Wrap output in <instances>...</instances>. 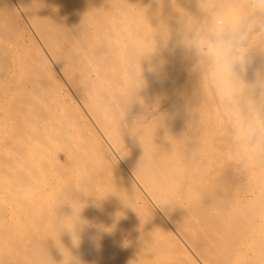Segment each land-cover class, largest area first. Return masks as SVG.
<instances>
[{
	"label": "bare ground",
	"instance_id": "6f19581e",
	"mask_svg": "<svg viewBox=\"0 0 264 264\" xmlns=\"http://www.w3.org/2000/svg\"><path fill=\"white\" fill-rule=\"evenodd\" d=\"M5 4H6V0ZM15 1V6H17L19 12L18 15H22L25 19V21L27 22V27L29 25L32 33L34 34L33 38H36L37 42L39 43V45H36V47H29L26 45H20L19 43H15V40H17L19 34L17 32L16 34V39L12 36V34H15L12 30L5 32L6 34L1 33L2 31V25H1V30H0V65L1 63H11V64H15L16 63V67L19 63V65L27 64V63H31L30 65L33 64V66L35 67V69H37L38 71V77H40L41 79V75L40 72H42L43 74L45 73V79H46V75H48L50 77V79L55 82L57 85H59L60 83H62V81H60V79L58 78L61 77V79L63 80V82L66 83L67 88H69L71 90V94H73V96H71L70 92V96L71 98L69 99L67 96V99L69 100L68 103L64 104V108L65 110L69 111L68 114H70L71 117H76L81 118L82 119V125L85 127V131H86V135L87 138L89 140L88 144H90V147H86L87 148H91V145L93 146L94 149V153H96L95 151H97V153L101 152L103 154V152H105L107 149V153H109V155L111 156V158L115 161V163L117 164L118 162L122 165V167L125 169V171L127 172L128 176L131 178V181L138 185V187H140V190L143 191V193L150 198V200L154 201L157 210L160 212V214L162 215V217H164V222L162 221L159 226H156V228L154 229V236H152L150 238H141V239H136L137 235L135 236V238H126L125 235L123 236L122 233L120 232V230L122 229H118L120 227H118V224L121 222L117 221L120 219H118V211L116 210L115 212H117L118 214H115L114 211L113 213L109 212L110 210L108 209V207L106 208L107 210H109L108 212L105 211V200L107 198L104 197V193L102 194L101 191H97V190H93L94 188V184H95V179L93 185L89 184V186H86L85 181L84 184L85 186L80 188L81 186H83L84 184L81 183L80 187H77V184H75L76 186V191L80 192L78 196L76 192L73 193L74 190V183L72 184L73 186H70L71 181L68 182V179L64 182L62 180V182L65 183V186L68 187H64V183L63 186L61 185V190H65V188H69L68 191L70 190V192H68L67 194H70L69 197L65 194L62 193V196H66L65 199L66 202H64V197H62L61 195H57V197L61 196V199L59 198V200H54L56 197L50 195L53 188L57 191V188H60V185H58V187L56 188V183H62L61 180H59L60 178H58L57 181V177H53L50 178L49 176H47V173H45L46 169L44 170V166H43V161L42 159H40L41 157L39 155H41V153L43 154L44 150L41 151V146H45V138H43L44 135H46L48 137L51 136L50 134V130L48 135L45 133H38L40 130L38 129L36 124H32L31 121H29L27 119V117H29V108H24V106L26 107L27 104H25L24 106H19L18 104H21L19 102H17L16 100V104L13 105L12 107H10L7 111L9 112L8 114H3V108L2 106H0V264H61V261H63V264H264V193H262V191H264V147L256 150V151H249L248 150V144L250 141H255L257 144H264V107L262 108H258L255 111H251L254 112V120L255 123L253 124L252 129H246L247 131L250 130L247 135L245 136V140L243 137V140H241L240 142L242 146H241V150L239 151V154L237 156V154H235V156L237 157V162L239 164H236L235 167H239V173H238V177L236 176V173L233 169V167H230V170L233 169V173H234V177L232 174V178L233 180L230 181L231 184L228 186V183H223V187L222 189H218L215 188H208V189H202L200 186L202 184L199 185V189L201 190H197V186L195 188V185L193 186V181H192V185L195 188L196 191H192V192H188L187 189L184 191L182 186V190L180 191V189H176L172 187L171 188H167L166 187V181L164 178V175L162 174H155L154 171L152 170L151 165H149V158L150 155H155L157 157H151L150 159L153 160V162H157L156 164H154L157 167H161L162 164H164L162 161L161 155L159 156L158 152H153L155 149L152 150V152L150 153L148 149H145L144 152H146V150H148L147 154L150 153L147 157L144 156V154H138L137 156L139 158H137L138 160L136 161V157L135 153L132 155L134 159H129L126 158V161H128V164H124V162L120 159V157L117 154V150H121L122 151V147L120 149H116L115 151L112 149V147L109 145L108 142L112 141L109 139V141L107 142L108 138H110L108 134H111L110 130H113V128L111 127V123L109 124L108 119L106 118V122L109 124H107L106 129L107 131H104L103 129H101V131L104 132H108V138H106V135H103L100 131L99 128H97V126H99L100 124L102 126H100V128L104 127L102 119H99V121L97 120L95 113H97L99 110L105 112L106 110L110 109V105L111 102L114 100L115 98L118 97L120 98L121 96L119 95H123L125 97V95L130 90H126L128 89L125 84L131 83L128 82L127 83V79L129 78H125L126 79V83H124V81L122 82L120 80V68L125 66L122 63H119L118 60L122 58V56L124 57V55L122 53V51H127V49L129 48H123L122 51H120V54H122V56L118 55V46H124L125 43H121L122 40H120V35L118 34L117 31H119V26H120V22H121V18L120 15L123 16L122 17V21H124L125 23L129 22L130 19L132 18V16H134V12H138L141 15H148L149 13H155V14H172L171 16L175 17V15L179 14L181 11V13L184 12V10H188V6L191 4L190 1L191 0H14ZM199 1V0H198ZM203 1V0H201ZM210 1V0H209ZM208 1V2H209ZM192 2V1H191ZM204 2V1H203ZM202 2V3H203ZM211 2V1H210ZM13 3V2H12ZM194 3V1L192 2ZM197 3V2H196ZM201 3V4H202ZM221 3V2H220ZM244 3V2H243ZM199 4V2H198ZM6 8L10 9V5L9 7L7 5H5ZM193 6V5H192ZM197 6V5H196ZM196 6H193V8L195 9ZM220 6V5H219ZM2 7V6H1ZM0 7V9H1ZM14 7V4H13ZM201 7V6H200ZM244 7V6H243ZM12 8V7H11ZM15 8V7H14ZM214 8V7H213ZM227 8V7H226ZM190 9V8H189ZM197 9V8H196ZM195 9V10H196ZM225 9V7L223 8ZM3 10V8L1 9ZM8 10V9H7ZM191 10L192 7H191ZM190 10V11H191ZM199 10V9H198ZM207 10V9H206ZM17 11V9H16ZM205 11V10H204ZM4 11H2L3 13ZM186 12V11H185ZM193 13V11H191ZM1 13V14H2ZM7 13V11H6ZM11 13V11L9 12ZM191 13V14H192ZM204 13V12H203ZM133 14V15H132ZM188 15V13H186ZM186 14H184L186 16ZM18 15L16 14L15 11L12 12V15L10 14V16H12V18L10 17L9 19H13L10 20L12 21L10 24H12L13 26H17L18 22L17 19ZM19 15V16H20ZM150 15V14H149ZM148 15V16H149ZM154 15V14H153ZM157 15V16H158ZM180 15V14H179ZM183 15V16H184ZM3 16V15H2ZM6 16V15H5ZM21 16V17H22ZM137 16V15H136ZM143 16V17H144ZM168 16V15H167ZM195 16V14H194ZM135 17V16H134ZM133 17V19H134ZM149 17H153V16H149ZM156 17V15L154 16ZM153 17V19H154ZM182 16H180L181 18ZM3 18V17H2ZM8 18V17H7ZM146 18V17H144ZM157 18V17H156ZM160 17H158L159 19ZM167 18V17H166ZM169 18V17H168ZM178 17V19H180ZM207 18V16H206ZM1 19V18H0ZM140 18H138L139 20ZM142 19V18H141ZM147 20L149 18H146ZM157 19V20H158ZM174 20L175 23L179 22L181 19H186L181 18L180 20ZM4 20V18L2 19ZM166 20V19H165ZM204 20V19H203ZM14 21V22H13ZM140 21V20H139ZM159 21V20H158ZM170 21V19L168 20ZM166 21V23L168 22ZM173 21V22H174ZM185 20H183L182 22H184ZM198 21V20H197ZM4 22V21H3ZM138 22V21H137ZM144 22V21H143ZM147 22V21H146ZM145 22V23H146ZM172 22V23H173ZM7 23V22H6ZM21 23V22H20ZM126 23V24H127ZM135 23V21H134ZM142 22H139V24ZM157 23V22H154ZM170 23V22H168ZM173 23V25L175 24ZM180 23V22H179ZM178 23V24H179ZM186 23V22H184ZM0 24H1V20H0ZM3 24V23H2ZM24 24V23H23ZM123 24V22H122ZM161 25V23H159ZM171 24V23H170ZM183 24V23H182ZM181 24V25H182ZM189 24V23H188ZM200 24V23H199ZM203 24V23H202ZM207 24V22H206ZM11 25V26H12ZM129 25V24H128ZM133 25V24H132ZM131 25V26H132ZM136 25V24H135ZM171 24V26H173ZM180 25V24H179ZM205 25V23H204ZM4 26V25H3ZM12 26V27H13ZM15 26V28H16ZM130 26V25H129ZM151 26V25H150ZM150 26H148L150 28ZM153 26V25H152ZM151 26V27H152ZM162 26V25H161ZM200 26V25H199ZM206 26V25H205ZM5 27V26H4ZM18 27V26H17ZM21 27V26H20ZM121 27V26H120ZM124 27V25H123ZM136 26H134L135 28ZM147 27V26H145ZM155 27H158V29L160 26H158L156 24ZM14 28V29H15ZM26 28V27H25ZM138 28V27H136ZM153 28V27H152ZM165 28V27H164ZM177 28V27H176ZM175 28V29H176ZM184 28V27H183ZM182 28V30H183ZM203 28H205L203 26ZM23 29V28H22ZM22 29L20 31H22ZM154 29V28H153ZM170 29V28H168ZM179 30V28H177ZM185 29V28H184ZM207 29V28H206ZM205 29V30H206ZM4 30V29H3ZM6 30V29H5ZM4 30V31H5ZM18 30V28H17ZM29 30V28H28ZM127 30V29H125ZM134 30V29H133ZM143 30V28L141 29V31ZM195 30V29H194ZM204 30V31H205ZM31 31H28L31 33ZM124 31V30H123ZM122 31V32H123ZM139 31V30H138ZM145 31H148L145 30ZM160 30H158L157 32L159 33ZM163 32H165L164 30H162ZM168 31V30H167ZM185 32V30H183ZM13 32V33H12ZM25 32V31H24ZM151 32V31H150ZM149 32V34H150ZM181 32V31H180ZM199 32V31H198ZM9 33V34H8ZM11 33V34H10ZM23 33V32H21ZM31 33V34H32ZM161 33V32H160ZM167 33V32H166ZM171 33V32H170ZM25 35V33H23ZM27 34V33H26ZM30 34V35H31ZM32 34V36H33ZM121 34V33H120ZM148 34V33H146ZM195 34V32L193 33ZM6 35V36H5ZM22 35V34H21ZM123 35V34H122ZM129 35V34H128ZM142 35V32H141ZM153 35V34H152ZM156 36H158L157 34H155ZM160 35V34H159ZM164 35V34H163ZM183 35V34H182ZM197 35V34H196ZM23 36V35H22ZM126 36V35H125ZM124 36V37H125ZM149 36V35H148ZM166 36V35H165ZM185 36V35H184ZM14 39H13V38ZM24 37V36H23ZM20 40H22V38ZM123 39V42H125L126 38ZM153 37V36H152ZM161 37V36H160ZM167 37V36H166ZM170 37V36H169ZM172 37V36H171ZM186 37V36H185ZM189 37V36H188ZM20 38V37H19ZM128 38V37H127ZM133 39V37H131ZM143 38V36H142ZM140 37V39H142ZM156 38V37H154ZM153 38V39H154ZM165 38V37H164ZM184 38V37H182ZM24 39V38H23ZM26 40L28 38H25ZM137 39V38H136ZM149 39V38H148ZM158 39V37H157ZM163 39V38H162ZM179 39V38H178ZM170 40V39H169ZM186 40V39H185ZM18 41V40H17ZM24 41V40H23ZM121 41V42H120ZM137 41V40H136ZM146 41V40H145ZM151 41V40H149ZM154 41V40H153ZM159 42V40H157ZM182 41V40H181ZM25 42V41H24ZM36 42V43H37ZM139 42V41H137ZM143 42V41H142ZM156 42V41H155ZM168 42V41H167ZM179 42V41H178ZM192 42V41H191ZM264 42V41H262ZM22 43V41H21ZM37 43V44H38ZM119 43H121L119 45ZM127 44H129V42H126ZM131 43V42H130ZM172 43V42H171ZM183 43V42H182ZM193 43V42H192ZM255 43V42H254ZM24 44V43H23ZM143 44H145L143 42ZM142 44V45H143ZM149 44V43H148ZM151 44V43H150ZM156 44V43H155ZM159 44V43H158ZM168 44V43H167ZM131 45V44H129ZM133 45V43H132ZM137 45V44H136ZM152 45V44H151ZM257 45V44H256ZM128 46V45H127ZM145 46V45H144ZM147 46V45H146ZM150 46V45H149ZM165 46V45H164ZM169 46V45H168ZM125 47V46H124ZM136 47V46H135ZM142 47V46H141ZM141 47H137L139 49H143ZM148 47V46H147ZM152 50H155L152 48V46H150ZM154 47V46H153ZM171 48V46H169ZM174 46H172L173 48ZM258 47V46H257ZM121 47H119L120 49ZM133 47H130V49ZM261 48V47H260ZM122 49V48H121ZM125 49V50H124ZM129 49V50H130ZM138 49V51H139ZM183 49V48H182ZM255 49V48H254ZM259 49V48H258ZM133 50V49H132ZM147 49H143V51H145ZM151 50V51H152ZM168 50V52H171V50L169 51V48L166 49ZM178 50V49H177ZM253 50V49H252ZM261 50V49H260ZM137 50L135 49V54ZM143 51H139V52H143ZM150 51V50H149ZM163 51V50H162ZM175 51V50H172ZM257 51V50H256ZM255 51V52H256ZM138 52V56H142L139 55ZM154 52V51H153ZM157 52V51H156ZM182 52H184L182 50ZM258 52V51H257ZM261 52V51H260ZM130 53V51H129ZM176 53L173 52L172 54ZM195 53V52H194ZM253 53V52H252ZM128 54V52H127ZM126 54V55H127ZM132 54V53H131ZM148 54V53H147ZM167 54V53H166ZM177 54V53H176ZM261 54V53H260ZM130 55V54H128ZM127 55V56H128ZM134 55V54H133ZM146 55V54H145ZM144 55V57H145ZM152 55H154L152 53ZM151 55V56H152ZM155 55H158V53ZM161 55V54H160ZM169 55V54H168ZM167 55V56H168ZM186 55V54H185ZM195 55V54H194ZM125 56L123 58V62H125L127 64L126 61V57ZM165 56V55H164ZM178 56V55H177ZM180 56V55H179ZM183 56V55H182ZM188 56V55H187ZM261 56V55H259ZM155 57V56H154ZM158 57V56H157ZM163 57V56H161ZM169 57V56H168ZM170 57H172V55H170ZM169 57V58H170ZM185 57V56H184ZM184 57H182L184 59ZM119 58V59H118ZM129 58V57H128ZM150 58V57H149ZM152 58V57H151ZM150 58V59H151ZM177 58V57H176ZM175 58V61H177ZM192 58V57H191ZM261 58L264 57H257L256 59L261 60ZM156 59V58H155ZM155 59H151L155 61ZM179 59V57L177 58ZM135 60V59H133ZM132 60V61H133ZM137 60V59H136ZM142 60V58H141ZM159 60V59H158ZM173 60V59H172ZM193 60V59H192ZM203 60V59H202ZM254 61V63L252 64V66L250 67L253 71L257 68H264V61L260 62V61ZM144 61H146V58L144 59ZM150 61V60H149ZM186 61V60H185ZM122 62V61H121ZM129 62V61H128ZM141 62V61H140ZM172 62V61H171ZM199 62V60H198ZM204 62V61H203ZM206 62V61H205ZM22 63V64H21ZM142 63V62H141ZM177 63H179L177 61ZM182 63V61H181ZM201 63V62H200ZM119 64L121 66H119ZM132 64V63H130ZM129 64V69L130 67L132 68L133 66ZM203 64V63H202ZM199 64V65H202ZM5 65V64H4ZM3 65V66H4ZM144 66V64H142ZM164 65V64H161ZM178 65V64H177ZM175 63L172 65V70H173V66H177ZM181 65V64H180ZM179 65V66H180ZM187 65V63H186ZM196 64H194L195 66ZM2 66V65H1ZM2 66V67H3ZM8 66V65H7ZM13 66V65H12ZM11 66V67H12ZM23 66V65H22ZM166 66V65H165ZM189 66V65H188ZM205 66V64H204ZM10 67V66H9ZM28 67V66H26ZM30 67V66H29ZM32 67V66H31ZM140 67V66H139ZM170 67V66H168ZM201 67V66H200ZM207 67V66H205ZM1 68V67H0ZM8 67H5V70H2L3 68H1L0 70V87L5 86V84L9 81H11L15 75H19L18 72L21 75H25L26 71H28L27 69H22L20 68V66L17 68H12V70L10 71L9 68L6 69ZM127 67L125 66V68H121L122 69H126ZM142 68V66L140 67ZM156 68V67H155ZM163 68V67H162ZM161 68V69H162ZM165 68V67H164ZM181 68V67H179ZM199 68V67H198ZM210 68V67H209ZM33 69V68H30ZM34 69V70H35ZM143 69V68H142ZM169 69V68H168ZM195 69V68H194ZM202 68H200L201 70ZM206 69V68H204ZM25 70V71H24ZM56 70V71H54ZM131 70V69H130ZM133 70V68H132ZM150 70V69H149ZM164 70V69H163ZM171 69H169L168 71L170 72ZM178 70V68H177ZM176 70V71H177ZM212 70V69H211ZM251 70V71H252ZM24 71V74H23ZM125 71V70H124ZM123 71V73H124ZM128 71V70H126ZM144 72V70H142ZM157 71V70H155ZM191 71V70H189ZM193 71V70H192ZM252 71V72H253ZM4 72V73H3ZM33 71H30V74ZM35 72V71H34ZM58 72V76L56 75V73ZM132 72V71H131ZM134 72V70H133ZM138 72H141V70L139 69ZM153 72V71H152ZM150 72V73H152ZM205 72V71H204ZM214 72V71H213ZM210 72V73H213ZM249 72V70H248ZM28 73V72H27ZM149 73V74H150ZM166 73V71H165ZM168 73V72H167ZM166 73V74H167ZM178 73V72H177ZM189 73V72H187ZM207 73V72H206ZM250 73V72H249ZM29 74V73H28ZM27 74V75H28ZM34 74V73H32ZM125 74H127V76H131L129 73L125 72ZM124 74V75H125ZM129 74V75H128ZM153 74V73H152ZM159 74V73H158ZM157 74V75H158ZM161 74V72H160ZM159 74V75H160ZM195 74V73H194ZM205 74V73H203ZM202 74V75H203ZM17 75V76H18ZM20 75V77H22ZM36 75V73L34 74ZM134 75L135 74L134 72ZM156 75V73H155ZM169 75V73H168ZM189 75V74H188ZM196 75V74H195ZM201 75V74H200ZM217 75V74H216ZM251 75V78H253V73L249 74ZM43 76V75H42ZM170 76H172L170 74ZM209 76V75H208ZM213 79L215 80V75H213ZM25 76H23L24 78ZM32 77L30 75L27 76V78ZM125 77V76H123ZM133 77V76H131ZM158 77V76H157ZM155 77V78H157ZM173 77V76H172ZM18 78V77H17ZM16 78V79H17ZM159 78V77H158ZM171 78V77H170ZM185 78V77H184ZM201 78V77H200ZM203 78V77H202ZM206 78V77H204ZM211 78V77H210ZM221 78V77H219ZM22 79V78H21ZM20 79H18L19 83L15 82V86L16 84H20V82L22 81ZM27 81L30 80H34V78H30L26 79V77L24 78ZM23 79V82H24ZM36 79V76H35ZM44 79V78H43ZM49 79V80H50ZM133 79H137V76ZM140 79V78H139ZM161 79V78H160ZM163 79V78H162ZM161 79V80H162ZM190 79V78H189ZM209 79V78H208ZM218 79V78H217ZM247 79V78H246ZM42 80V79H41ZM40 80V82H41ZM48 80V79H47ZM129 79V81H132V85L133 83L136 81ZM160 80V81H161ZM171 81V79H169ZM183 80V79H182ZM249 80V79H248ZM13 81V80H12ZM17 81V80H16ZM25 81V84H27ZM39 81V80H38ZM44 81V80H43ZM139 81V80H138ZM157 81V80H156ZM201 81V80H199ZM198 81V82H199ZM211 81H209L208 83H210ZM31 82V81H30ZM39 82V83H40ZM45 82V81H44ZM86 82V83H85ZM87 82L90 84L91 83H95V88L90 87L93 84H87ZM151 82V81H149ZM189 82V81H188ZM207 82V81H206ZM218 82V81H216ZM34 83V82H33ZM36 83V80H35ZM48 84H50L49 82H47ZM54 83V85H55ZM124 83V84H123ZM139 83V82H137ZM202 83V82H201ZM205 83V82H204ZM203 83V84H204ZM222 83V81H221ZM220 83V84H221ZM24 85V83H21V85ZM63 84V83H62ZM151 84V83H150ZM154 84V82L152 83V85ZM187 84V81H186ZM190 84V83H189ZM195 84V83H194ZM197 84V83H196ZM200 84V83H199ZM201 84V85H203ZM217 84V83H216ZM219 84V86H220ZM39 85V84H38ZM43 85V83H42ZM57 85L56 88H54L57 92ZM61 85V84H60ZM130 85V84H129ZM135 85V84H134ZM137 85V84H136ZM135 85V86H136ZM141 85V84H139ZM163 85V84H162ZM168 85V84H167ZM205 85V84H204ZM213 85V84H212ZM222 85V84H221ZM225 85V83H224ZM223 85V86H224ZM12 86V85H10ZM14 89H17L18 87ZM47 86V85H45ZM49 86V85H48ZM52 86V85H51ZM65 86V85H64ZM89 86V87H88ZM124 86L126 87V89L124 88ZM143 86V85H141ZM146 86V85H145ZM156 86V85H155ZM164 86V85H163ZM189 86V85H188ZM210 86V84L208 85ZM207 86V88H208ZM222 86V87H223ZM1 87V88H2ZM30 87H32L30 85ZM39 87V86H38ZM53 87V86H52ZM55 87V86H54ZM59 87V86H58ZM94 88L93 91L96 90H100L104 92V95L102 94H95L97 96V98H100L102 96V99L105 101H101L96 99V96H93V100H90L91 93H89L90 95H88L86 97V92L88 93L89 91L86 90V88ZM123 87V90L125 89V92L122 90L120 92V88ZM140 87V86H139ZM173 87V86H172ZM187 87V86H186ZM191 87V86H190ZM193 87V86H192ZM22 88V87H21ZM23 88L25 89V85L23 86ZM22 88V89H23ZM33 88H35L33 86ZM31 88V90L33 89ZM44 88V86H43ZM59 88H64L59 87ZM136 88V87H135ZM153 88V87H151ZM156 88H158L156 86ZM205 88V89H207ZM19 89V88H18ZM52 89V88H51ZM65 89V88H64ZM68 89V90H69ZM147 89V88H146ZM161 89V88H160ZM160 89L158 88L157 90L160 91ZM184 89V88H183ZM189 89V88H188ZM187 89V93H189L190 91ZM192 89V88H191ZM213 89V88H212ZM215 92H216V88ZM223 89V88H222ZM3 90V89H2ZM12 90V91H13ZM26 90V89H25ZM24 90V91H25ZM30 90V89H28ZM35 90V89H34ZM41 90V89H40ZM47 90V89H46ZM67 90V89H66ZM135 89H131V91H133ZM144 90V89H142ZM173 89H171L170 91H172ZM209 90V89H208ZM211 90V89H210ZM218 91L220 89H217ZM18 91V90H17ZM22 91V90H21ZM20 91V92H21ZM38 91V90H37ZM50 91V90H49ZM48 91V93H49ZM100 91L98 93H100ZM119 91V92H118ZM137 91V92H135ZM134 92H131V95L129 96L127 94V97H133L132 99H134L133 101L130 100L136 105L138 103V101L135 102V98L132 94L135 93H139L136 88ZM146 91V90H144ZM149 91V90H148ZM148 91L146 93H148ZM158 91V92H159ZM167 91V90H166ZM182 90H180L181 92ZM193 91V90H192ZM5 92V91H4ZM9 92V91H8ZM31 92V91H30ZM44 92V91H43ZM55 92V93H56ZM60 92V91H59ZM58 92V93H59ZM118 92V96H116ZM125 93V94H121V93ZM151 92V91H150ZM153 92V91H152ZM214 92V91H213ZM220 92V91H219ZM26 93V94H25ZM25 95L27 96V91H25ZM39 93V92H38ZM45 93V92H44ZM57 93V95H58ZM64 93V92H63ZM68 93V92H67ZM155 93V92H154ZM184 93V92H183ZM194 93V92H192ZM198 93V92H197ZM196 93V94H197ZM3 94V93H1ZM0 94V95H1ZM10 94V93H8ZM21 94V93H20ZM18 92V95H20ZM30 94V93H29ZM53 94V93H51ZM62 94V93H61ZM106 94V95H105ZM141 92L139 93V95L135 94V97H139ZM163 94V92L161 93ZM186 94V93H185ZM207 94H209L207 92ZM221 94V93H220ZM7 95V94H6ZM13 95V94H12ZM11 95V96H12ZM93 95V94H92ZM150 95V94H147ZM170 95V94H169ZM179 95V94H178ZM189 95V94H188ZM205 95V94H204ZM217 95V94H215ZM262 95V93H261ZM9 96V95H8ZM34 96V95H33ZM36 96V95H35ZM55 96V95H54ZM61 96V95H60ZM116 96V97H115ZM122 96V97H123ZM154 96L157 97L156 94H154ZM181 96V95H180ZM196 97L199 96L195 95ZM208 96V95H207ZM14 97H17V93L16 96L14 95ZM20 97V96H19ZM29 98V96H27ZM39 97V96H38ZM46 97V96H45ZM59 97V95L57 96ZM66 97V95H65ZM64 97V98H65ZM74 97V99L72 98ZM106 97V98H105ZM120 98V102L121 104H118L116 107L119 109H121L123 107V112L124 109L127 107L126 105L122 106V104H125L124 101H127L126 103H128V100ZM152 98V95L150 96ZM185 98V96H183ZM183 97H180L183 99ZM201 97V96H200ZM210 97V95H209ZM208 97V99H209ZM214 97V96H213ZM212 97V98H213ZM250 97V96H249ZM8 98V97H7ZM55 98V97H53ZM86 98H88L86 100ZM105 98V99H104ZM143 98V96H142ZM187 98V97H186ZM211 98V100H212ZM215 96V100L222 98L221 96L218 97ZM253 98V97H252ZM257 98V97H254ZM262 98V97H261ZM30 99V98H29ZM34 99H38V98H34ZM40 99V98H39ZM38 99V101H39ZM52 99V98H50ZM49 99V100H50ZM59 99V98H58ZM61 99V98H60ZM113 99V100H112ZM123 99V100H122ZM139 99V98H137ZM136 99V100H137ZM158 99V97H157ZM260 99V98H258ZM33 100V99H31ZM48 100V99H47ZM48 100V101H49ZM54 100V99H52ZM63 100V99H62ZM75 100V101H74ZM116 100H118L116 98ZM122 100V101H121ZM129 100V101H130ZM140 100V99H139ZM144 100V99H143ZM222 100V99H220ZM219 100V102H220ZM245 100V99H244ZM248 100V98H247ZM246 100V101H247ZM256 100V99H255ZM2 101V100H1ZM0 103L1 104H5V99ZM6 101H8L6 99ZM10 101V100H9ZM51 101V100H50ZM56 101V100H55ZM61 101V100H60ZM64 101V100H63ZM62 101V102H63ZM67 101V100H66ZM92 103H89V102ZM99 105L101 102V107L96 105H92L94 103H98ZM146 101V100H145ZM151 100L149 99V102ZM153 101V99H152ZM195 101V100H194ZM201 101V100H200ZM213 101V100H212ZM242 101V100H241ZM264 101V100H262ZM259 102V103H262ZM26 102V101H25ZM30 102V101H28ZM34 102V100H33ZM37 102V101H36ZM44 102H46L44 100ZM53 102V101H52ZM61 102L60 106L63 105V103ZM65 102V101H64ZM119 102V103H120ZM132 106L129 107L130 104H128V108L126 113L128 112V109H135V105L132 104ZM185 102V101H184ZM202 102V101H201ZM209 103L207 104H212L213 103L211 101H208ZM222 102V101H221ZM244 102V101H242ZM257 102V100H256ZM7 103V102H6ZM48 104V102H46ZM57 103V102H56ZM142 103V102H141ZM145 102L143 101L142 104H144ZM180 103V100H179ZM241 103V102H240ZM0 104V105H1ZM11 104V103H9ZM14 104V103H13ZM35 104V103H34ZM37 104V103H36ZM50 104V102H49ZM55 104V103H54ZM116 104V102H115ZM171 104V103H170ZM181 104H183L181 102ZM218 104V103H217ZM216 104V105H217ZM220 104V103H219ZM254 104V103H253ZM22 105V104H21ZM29 105V104H28ZM40 105V104H39ZM43 105V104H42ZM53 105V104H52ZM66 105V107H65ZM134 105V106H133ZM140 105V104H139ZM145 105V104H144ZM150 105V104H149ZM196 105V104H195ZM193 105V107L196 108V106ZM200 105V104H199ZM206 105V104H205ZM215 105V106H216ZM222 105V103H221ZM226 105V104H225ZM241 105H244L241 104ZM260 105V104H259ZM32 106V105H29ZM27 106V107H29ZM37 106V105H36ZM48 106V105H47ZM141 106V105H140ZM139 106V107H140ZM198 106V105H197ZM214 106V107H215ZM218 106V105H217ZM249 106V105H248ZM252 106V105H251ZM262 106V105H261ZM35 106H32V109H34ZM53 107V106H52ZM55 107V105H54ZM53 107V108H54ZM80 107L84 113L86 117H83L80 112H79V108ZM133 107V108H132ZM138 107V106H137ZM173 107V106H170ZM170 107L168 109H170ZM175 107V106H174ZM207 107V106H206ZM223 107V106H222ZM220 107V108H222ZM240 107V106H239ZM8 108V107H7ZM31 108V107H30ZM176 111L178 110L177 107ZM175 108H171V109H175ZM190 108V107H189ZM210 108V106H209ZM217 108V107H216ZM215 108V109H216ZM225 108V106H224ZM227 108V107H226ZM242 108H245L242 106ZM250 108V107H249ZM42 109V108H41ZM40 109V110H41ZM45 109V108H44ZM50 109V108H49ZM55 109V108H54ZM130 109V110H131ZM141 109V108H140ZM153 109V108H152ZM183 109V106H182ZM252 109V107H251ZM6 107H5V111H6ZM39 110V109H38ZM37 110V111H38ZM64 109H61V111ZM98 110V111H97ZM115 112H120L121 110H117L114 109ZM126 110V109H125ZM136 110V109H135ZM166 110V109H165ZM164 110V111H165ZM199 110V109H197ZM196 110V111H197ZM227 110V109H225ZM243 110V109H240ZM32 111V110H31ZM35 111V110H34ZM36 111V112H37ZM43 111V109H42ZM53 111V110H52ZM101 111V112H102ZM109 111V110H108ZM139 111V110H138ZM206 111V110H205ZM209 111H211L209 109ZM219 111V110H218ZM217 111V113H218ZM40 112V111H39ZM48 112V111H47ZM50 112V110H49ZM48 112V113H49ZM100 112V113H101ZM103 112L101 113L103 115ZM122 112V115H123ZM131 112V111H129ZM149 112V111H148ZM180 112V111H179ZM223 112V109H222ZM35 113V112H34ZM124 113L126 116L129 114ZM172 113V111H171ZM220 113V112H219ZM245 113V111L243 112ZM248 113V111H247ZM250 113V112H249ZM32 114V113H31ZM58 115V113H56ZM60 114V113H59ZM66 114V113H65ZM118 114V113H116ZM167 114V112H166ZM165 114V115H166ZM170 114V113H169ZM168 114V117H170L171 115ZM179 114V113H178ZM182 115L184 113H181ZM188 114V113H187ZM211 114V113H210ZM209 114V116H211ZM214 114V113H213ZM212 114V115H213ZM221 114V113H220ZM47 115V114H46ZM51 115V114H50ZM53 115V114H52ZM64 115V113H63ZM61 115V117L63 116ZM98 115V114H97ZM106 115V116H105ZM105 117L108 116V114H106L105 112ZM109 115H111V111H109ZM120 115V114H119ZM177 115V114H176ZM180 115V117L182 116ZM227 115V114H226ZM230 115V114H229ZM240 115H243L242 113ZM251 115V114H250ZM247 115L249 117L252 118V116ZM253 115V114H252ZM143 116V115H142ZM141 116V117H142ZM152 116V114H151ZM162 116V115H161ZM164 116V115H163ZM167 116V115H166ZM185 116V115H184ZM183 116V119H184ZM206 116V115H205ZM231 116V115H230ZM245 115V117H247ZM35 117V116H34ZM32 116V118H34ZM42 117V116H40ZM60 117V116H57ZM66 117V115L64 116ZM62 117V118H64ZM102 116L98 117L101 118ZM116 117V116H115ZM114 117V118H115ZM128 117V116H127ZM139 118V116H137ZM167 117V118H168ZM173 117V116H171ZM177 117V116H176ZM213 117V116H212ZM216 117V116H215ZM223 117V115H222ZM43 118V117H42ZM49 118V117H48ZM51 118V117H50ZM108 118H110V116H108ZM112 118V117H111ZM145 118V116H144ZM158 118V117H157ZM174 118V117H173ZM187 118V116H186ZM197 118V117H195ZM225 118V116H224ZM244 118V117H243ZM39 119V118H38ZM37 119V120H38ZM53 119V118H52ZM56 119V118H55ZM59 119V118H58ZM65 119V118H64ZM68 119V117H67ZM66 119V120H67ZM105 118L103 117V120ZM119 119V118H118ZM128 121L130 119L126 118ZM140 119V118H139ZM177 119V118H176ZM189 118H187L184 121V125L185 123H189ZM200 119V118H199ZM209 119V118H208ZM212 119V118H211ZM217 119V117H216ZM213 118V120H216ZM220 119V118H219ZM25 120V121H24ZM34 120V119H33ZM32 120V121H33ZM65 120V121H66ZM73 119H71L72 121ZM76 120V118H75ZM79 120V119H78ZM101 120V121H100ZM112 120V125H113V120L115 119H111ZM124 120V119H123ZM143 120V119H142ZM159 122H161V119H157ZM166 121V119H163ZM163 120L161 122V124H163ZM170 119H167L166 123H168ZM175 121V119H173ZM188 120V121H187ZM204 120V119H203ZM227 120V119H225ZM231 120V119H230ZM246 120V119H245ZM251 120V119H249ZM248 120V121H249ZM53 121V120H51ZM63 121V120H62ZM64 121V122H65ZM173 121V122H174ZM187 121V122H186ZM211 125L212 121L208 120ZM233 121V120H232ZM247 121V122H248ZM35 122V121H34ZM50 122V119H49ZM70 122V121H69ZM73 122V121H72ZM101 122V123H100ZM105 122V121H104ZM119 122V121H118ZM131 122L130 124L133 123V121H129ZM143 122L144 126L147 122V116L146 119ZM141 122H134L132 125H136L139 124ZM181 123L178 122V124H175L176 126L180 125L179 127L183 125L182 120H180ZM194 122V121H193ZM217 122V121H215ZM213 122V123H215ZM228 122V121H227ZM234 122V121H233ZM44 123V120L43 122ZM48 123V122H47ZM52 123V122H51ZM57 124V122H55ZM60 123V122H59ZM58 123V125H59ZM81 123V122H80ZM115 123V122H114ZM121 123V122H120ZM128 123V122H127ZM150 123V122H149ZM165 123V122H164ZM165 123V124H166ZM191 123V122H190ZM189 123V124H190ZM212 123V127L214 126ZM232 123V122H231ZM250 123V122H249ZM49 124V123H48ZM62 124V123H61ZM77 124V122L75 123ZM129 124V123H128ZM129 124V126H130ZM205 124V123H204ZM219 124V123H218ZM223 124V122H222ZM46 125V124H45ZM57 125V127H58ZM64 125V123H63ZM81 125V124H79ZM106 125V123H105ZM121 126V124H118ZM124 125V124H123ZM132 125L130 126V129H133L135 127V125L132 127ZM167 125V124H166ZM166 125H164V127H166ZM170 122H169V124ZM173 125V123H172ZM221 125V124H220ZM231 125V124H230ZM234 125V124H233ZM232 125V126H233ZM43 126V125H42ZM41 126V127H42ZM53 126V125H52ZM51 126V127H52ZM56 126V125H55ZM64 126H68V125H64ZM73 126V125H72ZM93 126V128H92ZM142 126V127H144ZM174 126V125H173ZM177 126V127H178ZM189 126V125H188ZM205 125H203L204 127ZM223 128H226L227 125H221ZM229 126V125H228ZM229 127V128H232ZM249 126V125H248ZM50 127V126H49ZM60 127V126H59ZM76 128L78 126H75ZM111 127V128H109ZM132 127V128H131ZM141 127V128H142ZM178 127V128H179ZM187 127V125H186ZM185 127V128H186ZM196 127V126H195ZM194 127V128H195ZM212 127H208L210 129H212ZM234 129L236 130V126H233ZM246 127V126H245ZM44 131L48 127H43ZM73 128V127H72ZM80 128V127H79ZM78 128V129H79ZM116 128V127H114ZM140 128V129H141ZM159 128V127H158ZM167 128V127H166ZM169 128V126H168ZM174 128V131H178V129L176 127H172ZM171 128V129H172ZM176 128V129H175ZM184 128V127H183ZM191 128V127H190ZM193 128V127H192ZM191 128V129H192ZM197 128V127H196ZM202 129V127H200ZM251 128V127H250ZM53 129V128H52ZM60 129V128H59ZM64 129V128H63ZM84 129V128H83ZM117 129V128H116ZM119 129V127H118ZM122 129V128H120ZM129 129V130H130ZM135 129V128H134ZM140 129H137L136 126V131H134V137H136L137 139H139V135L141 132ZM145 129V128H144ZM156 129V128H154ZM160 129V128H159ZM180 129V130H181ZM204 129V128H203ZM206 129V128H205ZM34 130H38L37 133L34 135L33 131ZM74 130V129H73ZM80 130V129H79ZM157 130V129H156ZM155 130V131H156ZM164 130V129H163ZM162 130V133L164 134V136L166 135V133ZM169 130V132H171L170 128L167 129V131ZM184 130V129H183ZM188 130V129H187ZM185 129V131H187ZM190 130V129H189ZM217 130V129H216ZM227 130V128L225 129V131ZM244 129V131H246ZM32 131V132H31ZM45 131V132H46ZM76 131V130H75ZM84 131V130H82ZM81 131V132H82ZM115 133L117 130H113ZM112 131V132H113ZM123 131V130H122ZM125 131V130H124ZM144 131V130H142ZM191 131V130H190ZM221 131V128H220ZM42 132V131H40ZM54 132V131H53ZM52 132V133H53ZM57 132V131H55ZM63 132V130L61 131ZM70 132H72L70 130ZM68 131V133H70ZM78 132V131H77ZM113 132V133H114ZM129 132V131H128ZM131 132V131H130ZM149 132V131H148ZM147 132V133H148ZM152 132V131H151ZM149 132V133H151ZM183 132V131H182ZM192 132V131H191ZM196 132V130H195ZM207 132V131H206ZM210 132V131H209ZM214 132V131H213ZM216 132V131H215ZM231 132V131H230ZM237 132V131H235ZM66 135V131L64 132ZM67 133V134H68ZM75 133V132H74ZM84 133V132H83ZM160 133V131H159ZM160 133V134H162ZM180 133V131H179ZM199 133H201L199 131ZM218 133V132H217ZM226 133V132H225ZM231 133H234L233 131ZM253 133H255V135L253 136ZM61 134V136H62ZM78 134V133H77ZM76 134V135H77ZM118 134V133H116ZM121 134V133H120ZM124 134V133H123ZM128 134V133H127ZM146 134V133H145ZM144 133L142 135H145ZM152 134V133H151ZM173 133H170V135ZM177 134V133H176ZM185 134V133H183ZM189 134V133H188ZM214 134V133H211ZM223 134V133H222ZM237 133H235L236 135ZM58 135V134H57ZM71 135V134H70ZM72 135H74L72 133ZM82 135V134H81ZM85 135V134H84ZM125 135V134H124ZM153 135L154 131H153ZM158 135V134H157ZM168 135V134H167ZM166 135V136H167ZM169 135V136H170ZM175 135V134H174ZM172 135V136H174ZM190 135V134H189ZM193 135V134H192ZM198 135V132L196 133V136ZM221 136V134H218ZM224 135V134H223ZM100 136L103 138V141L100 140ZM131 136V135H130ZM146 136H149L148 134H146ZM144 136V137H146ZM181 136V135H180ZM185 136V135H184ZM201 136V135H200ZM211 136V135H210ZM209 136V137H210ZM233 136V135H232ZM230 134L231 139L233 138ZM55 137H57L55 135ZM60 137V136H59ZM72 137V136H71ZM84 137V136H81ZM142 137V136H141ZM168 137V136H167ZM177 137V136H176ZM194 137V136H193ZM214 137V136H213ZM229 137V141H233L230 140ZM236 137V136H235ZM234 137V138H235ZM65 138V137H64ZM67 138V136H66ZM73 138V137H72ZM77 138V137H75ZM101 138V139H102ZM112 138V137H111ZM148 138V137H147ZM156 138V136H155ZM163 137H161L162 140ZM174 138V137H173ZM200 138V137H199ZM198 138V139H199ZM206 138V137H205ZM211 138V137H210ZM49 139V138H46ZM56 139V138H55ZM60 139V138H59ZM58 139V140H59ZM62 139V138H61ZM60 139V140H61ZM113 139V138H112ZM130 139V138H129ZM169 139V138H168ZM171 139V137H170ZM175 139V138H174ZM219 139V138H218ZM50 140V139H49ZM52 140V139H51ZM71 140V139H70ZM116 139H114L115 141ZM120 140V139H119ZM128 140V139H127ZM132 140V139H131ZM130 140V141H131ZM144 140V138H143ZM158 140V139H157ZM160 140V139H159ZM208 140V138H207ZM211 140V139H210ZM216 140V139H215ZM226 140V139H225ZM237 139L234 140V144L238 145L239 143L236 141ZM33 141V142H32ZM48 141V140H47ZM64 141V139H63ZM74 141V140H73ZM112 141V142H114ZM122 141V140H121ZM145 141V140H144ZM148 140H146V143L144 144V148L148 147L147 144H149L150 146V142H147ZM165 142V138L162 140ZM177 141V140H176ZM185 141V140H184ZM236 141V142H235ZM60 142V141H59ZM62 142V140H61ZM110 142V143H112ZM116 142H114V146H116ZM124 142V140H123ZM126 142V141H125ZM154 142V141H152ZM151 142V146L154 144H157L159 141H155V143ZM195 142V141H194ZM199 142V140H198ZM204 142V141H203ZM211 142V141H210ZM213 142V139H212ZM217 142V141H216ZM215 142V143H216ZM220 142V141H219ZM225 142V141H224ZM227 142V141H226ZM49 143V142H48ZM54 143V142H53ZM71 143V141H70ZM107 145H104V144ZM127 143V142H126ZM130 143V142H129ZM160 143V142H159ZM158 143V145H159ZM168 144V142H165ZM190 143V142H189ZM209 143V142H208ZM223 143V141L221 142V144ZM58 144V143H57ZM63 144V143H62ZM66 144V143H65ZM69 144V142L67 141V145ZM77 144V143H76ZM82 145V142L80 143ZM85 144V143H84ZM122 144V143H121ZM141 144V141H140ZM142 144V145H143ZM164 144V143H163ZM185 144V143H184ZM213 144V143H212ZM218 144V143H216ZM219 144V145H221ZM229 144V143H228ZM233 144V142H232ZM65 145V147L67 146ZM79 145V144H78ZM131 145V144H130ZM130 145L127 144V146L129 147ZM146 145V146H145ZM157 145V146H158ZM197 145V144H196ZM204 145V144H203ZM214 145V144H213ZM37 146H39L40 148H37ZM76 146V145H74ZM85 146V145H82ZM126 146V144H125ZM124 146V147H125ZM126 146L128 153L130 152L128 147ZM150 146V148H151ZM156 146V145H155ZM167 146V145H166ZM181 146V145H180ZM202 146V145H201ZM223 146V145H222ZM69 147V146H68ZM81 147V146H80ZM123 147V148H124ZM160 148H162L161 146H159ZM185 147V146H184ZM195 147V144H194ZM203 147V146H202ZM218 147V146H217ZM221 147V146H220ZM227 147V145H226ZM239 147V146H238ZM237 147V148H238ZM35 148H37V150H35ZM49 148V147H48ZM63 149V147H61ZM60 148V149H61ZM118 148V147H117ZM125 148V149H126ZM143 148V149H144ZM155 148V147H154ZM173 148V147H172ZM189 148V146H188ZM187 148V149H188ZM206 149H208V147H205ZM213 148V147H212ZM215 148V147H214ZM33 149V150H32ZM39 149V150H38ZM47 149V148H46ZM51 149V146H50ZM55 149V148H54ZM71 149V148H70ZM73 149V148H72ZM69 150V152L75 153L73 150ZM86 149H85V153H86ZM91 149V151L93 150ZM152 149V148H151ZM157 149V148H156ZM163 149V148H162ZM166 149V148H165ZM179 149V148H178ZM201 149V148H200ZM211 149V148H209ZM217 149V148H216ZM236 149V148H235ZM57 150V149H56ZM80 150V149H79ZM82 150V149H81ZM88 150V149H87ZM104 150V151H103ZM124 150V149H123ZM133 150V149H132ZM131 150V151H132ZM159 151V149H157ZM191 150V149H190ZM196 150V149H195ZM224 150V149H223ZM33 151V152H32ZM54 151V150H52ZM49 151V152H52ZM58 151V150H57ZM84 151V150H83ZM82 151V152H83ZM136 151V150H135ZM134 151V152H135ZM170 151V149H169ZM177 151V150H176ZM199 151V150H198ZM207 154L209 153L208 150H206ZM229 151V150H228ZM234 151V150H233ZM231 149V152H233ZM237 151V150H236ZM48 152V151H47ZM48 152V153H49ZM66 152V151H65ZM79 152V151H78ZM77 152V154H78ZM179 152V151H178ZM186 152V151H184ZM215 152V150H214ZM219 152V151H218ZM229 151V153H231ZM46 153V154H48ZM64 153V152H61ZM72 153H70L72 155ZM127 153V154H128ZM131 153V152H130ZM138 153V150L136 151V154ZM155 153V154H153ZM157 153V154H156ZM161 153V152H160ZM168 153V152H167ZM202 153H205L202 151ZM211 153V152H210ZM220 153V152H219ZM221 153H226L221 152ZM237 153V152H236ZM33 154V155H32ZM54 154V153H53ZM69 154V153H68ZM89 153H87L88 155ZM123 154V152H122ZM125 154V153H124ZM182 154V153H181ZM195 154V153H193ZM217 154V153H216ZM228 154V153H227ZM44 155V154H43ZM42 155V156H43ZM55 155V154H54ZM80 155V154H79ZM108 155V154H107ZM120 155V154H119ZM143 155V156H142ZM164 155V152H163ZM184 155V154H182ZM215 155V154H214ZM220 155V154H218ZM225 155V154H224ZM52 156V155H51ZM67 156V155H66ZM69 156V155H68ZM67 156V157H68ZM75 155H73V157H68V160H73ZM82 156V155H81ZM80 156V158H81ZM92 156V155H91ZM130 156V154H129ZM130 156V157H132ZM141 156L142 158H145L148 160V162H146V160H141ZM194 156V155H193ZM197 154L195 155L194 158H197ZM203 156V155H202ZM209 156V155H208ZM223 156V155H222ZM228 156V155H227ZM234 156V158H236ZM45 157V156H43ZM47 157L49 158V156L47 155ZM84 157V156H83ZM166 157V156H165ZM168 157V156H167ZM186 157V156H184ZM215 157V156H214ZM70 158V159H69ZM79 158V157H78ZM94 158V157H93ZM102 158V157H101ZM125 158V157H124ZM189 158V156H188ZM193 158V160H194ZM226 158V156H225ZM232 158V157H231ZM233 158V160L235 161V159ZM28 159H32L31 161H33L32 163L28 160ZM128 159V160H127ZM141 161H140V160ZM166 159V158H165ZM209 159V158H208ZM219 159V157L215 158ZM229 159V158H228ZM50 160L47 159L46 162H48ZM56 161H59L58 158L55 159ZM79 160V159H78ZM124 160V159H123ZM155 160V161H154ZM176 160V159H174ZM187 160V158H186ZM196 160V159H195ZM194 160V161H195ZM207 160V159H206ZM222 160V159H221ZM225 160V159H224ZM94 161V160H93ZM100 161V160H99ZM135 161V163L133 162ZM232 161V160H230ZM70 162L69 168L71 167V164H73L71 161H67ZM78 162V161H77ZM133 162V163H132ZM137 162V163H136ZM139 162V163H138ZM151 162V161H150ZM193 162V161H192ZM197 162V161H196ZM195 162V163H196ZM201 162H206L205 160H201ZM218 162V160H217ZM216 162V163H217ZM223 162V160H222ZM66 163V162H65ZM75 163V162H74ZM97 163H99L97 161ZM96 163V164H97ZM104 163V162H103ZM132 163V164H131ZM141 163V164H140ZM202 163V168H203V164ZM215 163V166H216ZM227 163V162H224ZM233 163V165H234ZM59 164V163H58ZM79 164V163H78ZM100 164V163H99ZM151 164V163H150ZM158 164V165H157ZM168 164V161H167ZM173 164V163H172ZM184 164V163H182ZM181 164V165H182ZM188 164V163H187ZM200 164V163H199ZM196 165L195 168H198V165ZM207 164V163H206ZM219 164V163H217ZM222 164V163H221ZM220 164V165H221ZM229 164V163H228ZM227 164V165H228ZM50 166V162L48 164ZM86 165V164H85ZM84 165V166H85ZM90 165V164H89ZM95 165V164H94ZM98 165V164H97ZM170 165V164H169ZM192 165V164H191ZM212 165V163H211ZM210 165V166H211ZM226 165V164H223ZM232 165V166H233ZM48 166V167H49ZM54 166H60V165H54ZM67 166V165H66ZM82 167H84L81 164ZM99 166V165H98ZM101 166V164H100ZM120 166V165H118ZM183 166V165H182ZM201 166V165H199ZM210 166L208 167V169L210 168ZM214 166V165H213ZM53 167V166H52ZM75 167V166H74ZM87 167V165H86ZM92 168L95 166H91ZM187 167V165H186ZM221 167V166H220ZM47 168V167H46ZM57 168V167H56ZM60 168V167H59ZM72 168V167H71ZM70 168V170H71ZM98 168V167H97ZM96 168V170H97ZM108 168V167H107ZM122 168V169H123ZM162 168H164V165L162 166ZM162 168L158 169L160 172L161 170H163ZM165 168H167V166L165 165ZM178 168V167H177ZM48 169V168H47ZM51 169V168H50ZM74 169V168H72ZM76 169V168H75ZM79 169V168H78ZM94 169V168H93ZM104 170V168H101ZM170 169V168H169ZM201 169V168H200ZM219 169V168H218ZM225 169V166H224ZM62 170V168L60 169V171ZM67 170V169H66ZM77 170V169H76ZM84 170V169H82ZM95 170V169H94ZM166 170V169H165ZM190 170V169H189ZM199 170V169H198ZM196 170V172L198 171ZM211 170V169H209ZM213 170V169H212ZM227 170L229 171V169L227 168ZM241 170H243L244 172H242ZM57 171V170H56ZM69 171V169H68ZM73 171V170H72ZM80 171V169H79ZM78 171V172H79ZM106 173V170H104ZM103 171V172H104ZM184 171V170H183ZM44 172V173H42ZM47 172V171H46ZM53 172L55 173V171L53 170ZM84 172L87 173L86 170H84ZM125 172V173H126ZM173 172V171H172ZM187 172V171H186ZM199 173L203 172V170L201 169L200 171H198ZM209 172V171H208ZM212 172V171H211ZM230 172V171H229ZM76 173V172H75ZM85 173V174H86ZM217 173V172H216ZM45 174V175H44ZM56 174V173H55ZM78 174V173H77ZM89 174V172L87 173V175ZM91 174V172H90ZM94 174V173H93ZM98 174V173H97ZM101 174V173H100ZM187 174V173H186ZM185 174V175H186ZM196 174V173H195ZM202 174V173H201ZM211 174V173H210ZM214 174V173H213ZM82 175V174H81ZM80 175V178H82V176ZM84 175V174H83ZM103 175V174H102ZM123 175V174H122ZM199 176H201L200 174H197ZM56 176V175H55ZM68 176V175H67ZM90 176V175H89ZM105 176V175H104ZM103 176V177H104ZM184 176V173H183ZM192 176V175H191ZM204 176L206 177V174H204ZM209 176V175H208ZM211 176V175H210ZM59 177V176H58ZM70 177V176H69ZM85 178V176H83ZM91 177V176H90ZM88 177L89 182H91L92 178ZM95 177V176H94ZM123 177V176H122ZM190 177V176H189ZM203 174L201 176V178H204ZM78 178V177H77ZM87 178V177H86ZM130 178L128 179L126 176V179L129 181V184H125L124 182H126L123 179L124 183L122 186H119V188L123 187L125 185V189L127 188V185L129 187L132 188L133 183L130 182ZM172 178V177H171ZM185 178V177H184ZM208 177H206L207 179ZM211 178V177H210ZM213 178V175H212ZM216 178V177H215ZM234 178L236 180V182L234 181ZM241 178H245L246 184L244 187H240L239 186V182ZM63 179V178H62ZM71 179V178H70ZM76 179V177H75ZM203 179V180H204ZM205 179V180H206ZM214 179V178H213ZM212 179V180H213ZM65 180V179H64ZM73 180V179H71ZM77 180V179H76ZM80 180V179H79ZM86 180V179H84ZM176 180V179H175ZM190 180V178H189ZM195 180V179H193ZM199 180V179H198ZM208 180V179H207ZM211 180V179H209ZM217 180V179H215ZM81 181V180H80ZM98 181H100L98 179ZM122 181V180H121ZM127 181V182H128ZM197 181V180H196ZM68 182V184H67ZM83 182V179H82ZM101 182V181H100ZM117 182V181H116ZM180 182V181H179ZM182 182V181H181ZM190 182V181H189ZM212 182V181H210ZM219 182V181H218ZM233 182V183H232ZM108 183V182H106ZM196 183V182H194ZM217 183V182H215ZM79 184V183H78ZM83 184V185H82ZM103 184V183H102ZM171 184V183H170ZM169 184V185H170ZM187 184V183H186ZM190 184V183H189ZM198 184V183H197ZM204 184V183H203ZM209 184V183H208ZM56 185V186H55ZM91 185V187H90ZM96 185V184H95ZM116 185V184H115ZM214 185V184H212ZM209 186V185H208ZM220 186V184H219ZM63 187V189H62ZM71 187L73 188V190L71 189ZM116 188H118L117 186H114ZM189 186V188H191ZM213 187V186H212ZM80 190H78V189ZM105 187H103L104 189ZM113 188V187H112ZM188 188V187H187ZM188 188V189H189ZM247 188V189H245ZM97 189V188H96ZM100 189V188H99ZM121 189L119 191L124 190L123 193H127L125 192L126 190L128 191V189ZM135 189V188H134ZM53 190V192L55 191ZM59 190V189H58ZM59 190V191H61ZM72 190V191H71ZM115 188L113 189L114 192ZM139 190V189H138ZM191 190V189H190ZM194 190V189H193ZM249 190V191H248ZM75 191V190H74ZM103 191V190H102ZM118 191V190H116ZM134 191V190H133ZM248 191V192H247ZM67 192V190H66ZM105 192V191H104ZM112 192V193H113ZM59 193V192H58ZM82 194V195H81ZM107 194V193H106ZM118 194V193H117ZM129 191L127 194L128 196ZM246 194V195H245ZM72 195V196H71ZM111 195V194H110ZM52 196V197H51ZM109 196V195H108ZM54 197V198H53ZM126 197V196H125ZM129 197V196H128ZM53 198V199H52ZM121 198V196H120ZM127 198V197H126ZM113 199V198H112ZM129 201V198H127ZM38 200V201H37ZM52 200L55 201L54 204H59V206L62 204L63 206L67 207L68 210H66L65 208L63 210V208H61V211L63 210V212L66 214L64 218L72 217L73 215H71V208L73 207L74 211L75 208L77 206L76 209H78L77 211H84V209H86L88 216L89 213L92 214L95 218L94 221H91L93 219L90 218V216L88 218H90V220L87 219V216L84 219H82V221H80V219H78V217L75 218H70L73 219V221L71 220V223L67 222L66 219V227L65 228H61L63 226H61V222H63V220H61V222H55L56 220H53L51 218L50 215V219L46 218L47 220H44L46 222H44L42 220V222H39L41 219H39V221L37 222L34 218L36 222H33V224H31L30 221L29 224H31L29 226L28 222L26 221H22L21 218V206L28 204L30 205V203H34V201L40 202L42 205H50L52 204ZM63 200V202H62ZM121 200V199H119ZM118 200V201H119ZM131 200V199H130ZM134 199H132L131 204L133 202ZM123 200H121L122 202ZM139 201V200H138ZM62 202V203H61ZM114 202V201H113ZM125 203V201H123ZM137 202V199H136ZM65 203V204H64ZM100 205H99V204ZM123 203V204H124ZM129 203V202H126ZM126 203L123 205L125 207ZM140 203V202H139ZM54 204L53 207H54ZM56 204V205H57ZM104 204V205H103ZM109 204V203H108ZM26 206V207H32V206ZM75 205V206H73ZM113 205V204H112ZM128 205V204H127ZM38 209H39V203L37 204ZM59 206H55L56 208L58 207L59 210ZM70 206V207H69ZM83 207V209H79L78 208ZM111 206V205H109ZM115 206V205H114ZM122 205L120 204V207ZM134 206V205H133ZM132 206V207H133ZM139 206H141V204H139ZM23 206V209L26 208ZM42 207V206H41ZM40 207V208H41ZM52 207V208H53ZM54 207V208H55ZM113 207V206H112ZM117 206L113 207L116 208ZM135 210L137 206H134ZM47 208V207H46ZM110 208V207H109ZM113 208H111L113 210ZM122 208V207H121ZM127 208V207H126ZM137 208H141V207H137ZM30 209V208H28ZM33 209V207H32ZM43 209V208H42ZM118 210H120L119 208H117ZM156 209V208H155ZM44 210V209H43ZM48 210V209H47ZM56 211V209H54ZM124 210V209H121ZM140 210V209H139ZM31 211V210H30ZM33 211V210H32ZM36 211V210H34ZM46 209L44 210V213ZM59 210V212H61ZM66 211V212H65ZM70 211V214L67 212ZM85 211V212H86ZM127 211V210H126ZM125 211V212H126ZM138 211V210H137ZM136 211V212H137ZM142 211V210H141ZM138 211V214L140 215V212ZM29 212V211H28ZM48 212V211H47ZM59 212H57L59 214ZM144 212V211H143ZM32 213V212H31ZM39 213H42L39 211ZM52 213V212H51ZM62 213V212H61ZM60 213V215H61ZM68 213V214H67ZM77 213V212H76ZM80 215H83L82 212H79ZM123 213V212H122ZM38 214V213H37ZM55 214V213H54ZM63 214V213H62ZM127 214V213H126ZM137 214V213H136ZM35 215V214H34ZM39 215V214H38ZM35 215V216H38ZM42 215V214H41ZM41 215H39L41 217ZM45 215V214H44ZM52 215V214H51ZM59 215V216H60ZM64 215V214H63ZM91 215V216H92ZM124 215V214H123ZM43 216V215H42ZM48 216V214H47ZM54 216V215H53ZM56 216V215H55ZM62 216V215H61ZM76 216V215H75ZM117 216V217H116ZM120 216V214H119ZM132 216V215H131ZM143 216V215H142ZM142 216L141 219H142ZM46 217V216H45ZM45 217L43 219H45ZM63 217V216H62ZM84 217V215L82 216ZM123 217V216H122ZM121 217V219H123ZM138 217V216H137ZM136 217V218H137ZM145 218V216H143ZM24 218V216H23ZM38 218V217H37ZM42 218V217H41ZM57 218H59L57 216ZM63 218V219H64ZM148 218V217H147ZM29 219V218H28ZM27 219V220H28ZM49 219V220H48ZM67 219V220H70ZM140 219V221H141ZM87 220V221H86ZM138 220V219H137ZM149 220V219H148ZM163 220V219H162ZM78 221V222H77ZM124 221V220H123ZM126 221V220H125ZM143 221V220H142ZM160 221V220H159ZM25 222V223H24ZM132 222V221H131ZM130 222V223H131ZM138 222V221H137ZM136 222V223H137ZM157 222V221H156ZM68 223V224H67ZM123 223V222H122ZM135 223V224H136ZM140 225V222H138ZM138 223L135 225L137 226ZM145 223V222H144ZM148 223V222H146ZM152 223V222H151ZM143 224V222L141 223ZM63 225H65L63 223ZM150 225V224H149ZM154 225V223H153ZM119 226H121L119 224ZM145 226V225H142ZM142 226H140L142 228ZM155 226V225H154ZM134 227V226H133ZM150 227V226H149ZM139 228V226H138ZM145 228V227H143ZM131 230V229H130ZM128 230V231H130ZM134 230V229H133ZM140 231V228L138 229ZM142 230V229H141ZM124 231V230H123ZM135 231V230H134ZM149 231V229H148ZM132 232V231H131ZM150 232V231H149ZM135 235V232H133ZM138 233V232H137ZM140 233V232H139ZM143 234V232H141ZM130 234V232H129ZM141 234V235H142ZM133 235V237H134ZM148 235V234H147ZM73 236L74 238L76 237L78 239V243H74L73 242ZM146 236V235H145ZM143 237V236H142ZM149 237V236H148ZM140 238V237H138ZM57 242H60V244L64 247V257L60 252V249L57 245Z\"/></svg>",
	"mask_w": 264,
	"mask_h": 264
},
{
	"label": "rangeland",
	"instance_id": "374dc122",
	"mask_svg": "<svg viewBox=\"0 0 264 264\" xmlns=\"http://www.w3.org/2000/svg\"><path fill=\"white\" fill-rule=\"evenodd\" d=\"M194 1V3H192V2ZM190 1V5L188 6L189 8H188V10L186 9V10H184V12L183 13H179V14H177V15H175V17L173 16H171L172 14H167V15H165V14H162V16H161V14H155V13H149L151 16H155L156 15V17H154V19H153V17L151 18V17H149L148 15H146V16H144V15H141L140 13H138V12H134L135 14H134V16H132V18L130 19V21L126 24L124 21H122L123 19H122V17L123 16H121L120 15V18H121V22H120V26H119V31H117L118 32V34L120 35V37H124L125 35V37H124V39L126 40L125 42H123V39L122 38H120V40H122V42L121 43H125V47L124 46H121L120 44L121 43H119V45L120 46H118V55H120V56H122V54H120V51H122L123 50V48H129L130 49V47H133V48H131L130 50L129 49H127V51L125 50V51H122V53H123V55H124V52H125V55H124V57L125 56H127L128 54H130V55H128L127 57H126V61H127V64L125 63V62H123V61H125V60H123V56H122V58L121 59H119L118 60V62L119 63H124L123 65H125L127 68L126 69H122L121 70V68H125V66H123V67H121L120 68V80L123 82L124 80V83H126V79L127 78H129V79H131V80H134L133 79V77L135 78L136 76H137V79H135L134 81V83H133V85H132V81H129V79H127V83L128 82H131V83H128V84H125V86L128 88V89H126V87L124 86V88L126 89V90H129V88H130V90L128 91V92H125V89L123 90V87H121L119 90H120V92L123 90L125 93H129L128 95L130 96L131 95V92H134L135 90H136V88H137V90H139L138 92L140 93L141 92V96H139V97H135V94L136 95H139V93H135V94H132L133 96H134V98H135V102L136 101H138V103L135 105L132 101L134 100V99H132L133 97H130L131 98V100H130V98H128L127 97V94L125 95V97L123 96V95H119L118 94V92L116 93L117 95L116 96H121L120 98H123L124 97V99H126V100H128V103H126L127 101H124L125 102V104H122V106H124V105H126L127 107L124 109V112H123V107L121 108V109H119V110H121L120 112H116V113H118V114H116V113H113V112H115V110L114 109H116V111L118 110V108L116 107L118 104H121V102H120V98H118V97H116L118 100H116V98H115V101L113 100L112 102H111V105H110V109H108L109 111H111V115H109V111L108 110H106L105 112H106V114H108V116H110V118H108V116L107 117H105L106 115H105V112H103L102 110V112H103V115L101 114L102 112L99 110H97L98 112L97 113H95V116H96V118H97V120L99 121V119H102V122H103V125H104V127H102V128H100V126H102L101 124L99 125V126H97V128H99V131L103 134V135H106L105 137L106 138H108V135H110L109 137L110 138H108V140H107V142L109 141V139L110 140H112V141H114V139H116L115 141H117L116 142V146H114V142H112V141H110V142H112V143H110V142H108L109 143V145L112 147V149L115 151L116 149H120L121 147V149H122V151L121 150H117V154H118V156L120 157V159L124 162V164H128L129 162L128 161H126V158H129V159H131V161H132V159H134L133 158V154L135 153V156L134 157H136L139 153L140 154H144V156H148L151 152H152V150L153 149H155L153 152H158L159 154V156L161 155V157H159V158H162L163 159V163L164 164H162V166L164 165V168H162V166L160 167H157V166H155L154 164H156L157 162H153V160L152 159H150L153 155H150V158H149V165H151V167H152V170L154 171V173L155 174H162V175H164V178H165V181H166V187L169 189V188H171L172 189V187H173V189L174 188H176V189H180V191L182 190V186L183 187H185V188H183V190L185 191L186 189H187V191L188 192H192V191H196L195 190V188H196V186H197V190H201V189H199V185L200 184H202L200 187L202 188V189H208V188H219V189H222V188H224L223 187V183H228V186L231 184V182L230 181H232L233 180V176H234V173L235 172H237L236 173V176L238 175V173H239V167H238V165H237V167H235L236 166V164H239L237 161V157L235 156V154H237V156H238V154H239V151L241 150V146H242V144L241 143H243V142H240L241 140H243V137H244V140H245V136L247 135V133L250 131V130H246V129H252V127H253V124L255 123V121H253L254 120V112H251L253 109V111H255L256 109H257V107L258 108H262V107H264V101H262V100H264V93H262V95H261V93H256L255 95H252V96H245L243 99H242V101H244V102H242V101H240L241 103L239 104V110L240 109H243V110H240V114L242 113L243 115H240L241 116V118H242V120H243V122H244V125L246 126V127H244V129L246 130V131H244V135L243 136H238V134H236L235 135V133H237V132H235L236 130L234 129V127L233 126H235V122H233L234 120H233V118H232V116H230L229 115V110H228V108H226L227 106L225 105V102H224V100L222 99V98H219V99H217L218 97H222V95L220 94L221 93V90H222V88H224L225 86H226V84L224 85V80H223V78L221 77V76H219L213 69L211 70V68H209V65L207 64V62H205V60L203 59V58H201V57H199V56H197L196 55V53H194L195 52V48H194V44H195V40H196V38L197 37H199V36H201L206 30V28H207V25H208V22H209V20H210V17H211V14L212 13H214V12H217V11H220V10H222L224 7L226 8V7H230V6H236V7H243L244 6V4H245V0H203V1H201V0H191ZM209 1V2H208ZM13 2V3H12ZM197 2V3H196ZM198 2H199V4H198ZM203 2V3H202ZM221 2V3H220ZM244 2V3H243ZM202 3V4H201ZM13 4H14V7H13ZM5 5H7L8 7H9V5L12 7H10V11H11V13H9L10 11H9V8H6V6ZM16 4H15V1L14 0H6V4H5V1L4 0H0V7H1V9L3 8V10H1L0 9V20H1V24H0V30H1V28H2V31H1V33H2V35L3 34H6L5 32H7V31H10V30H12L14 33L17 31L18 32V34H17V32L15 33V34H12V36L16 39V37H18L17 38V40H15V43H19L20 45H26V46H29V47H36V45H39V43L37 42V40H36V38H33L34 37V34L32 33V31H31V29H30V27H29V25H28V27H27V22L25 21V19H24V17L22 16V15H20L21 13L19 12V10H18V8H17V6H15ZM196 6V10L193 8V6ZM220 5V6H219ZM201 6V7H200ZM191 7H192V9L193 10H191ZM214 7V8H213ZM8 9V10H7ZM16 9H17V11H16ZM199 9V10H198ZM207 9V10H206ZM193 11V13L191 12V11ZM205 10V11H204ZM2 11H4L3 13H2ZM6 11H7V13H6ZM13 11H15L16 12V14L18 15V13H20L19 15H18V18L17 19H19V20H17V21H19L18 22V27L16 26V28H15V26H13L12 24H14V23H12V24H10L12 21H10V20H13V19H9L10 17L12 18V16H10V14L12 15V12ZM186 11V12H185ZM204 12V13H203ZM2 13V14H1ZM186 13H188V15L186 14ZM192 13V14H191ZM154 14V15H153ZM184 14H186V16L184 15ZM194 14H195V16H194ZM3 15V16H2ZM6 15V16H5ZM133 15V14H132ZM137 15V16H136ZM158 15V16H157ZM184 15V16H183ZM22 16V17H21ZM146 17V18H149L148 20L146 19V18H144V17ZM180 16H182L181 18H186V19H181L180 18ZM206 16H207V18H206ZM4 18V20H2L3 18ZM8 17V18H7ZM133 17H134V19H133ZM158 17H160L159 19H158ZM167 17V18H166ZM169 17V18H168ZM178 17L181 19H178ZM138 18H140L139 20H138ZM142 18V19H141ZM159 21H158V20ZM166 19V20H165ZM170 19V21H168ZM180 20L179 22H176L175 23V21L174 20ZM204 19V20H203ZM183 20H185L184 22H186V23H184V22H182ZM198 20V21H197ZM4 21V22H3ZM134 21H135V23H134ZM138 21V22H137ZM144 21V22H143ZM147 21V22H146ZM166 21H168V22H170L172 25H173V23H175L173 26H171V24L170 23H166ZM174 21V22H173ZM7 22V23H6ZM10 22V23H9ZM14 22V21H13ZM21 22V23H20ZM122 22H123V24H122ZM139 22H142V23H140L139 24ZM146 22V23H145ZM154 22H157V23H154ZM173 22V23H172ZM206 22H207V24H206ZM3 23V24H2ZM24 23V24H23ZM159 23H161V25L159 24ZM180 25H179V24ZM183 23V24H182ZM189 23V24H188ZM200 23V24H199ZM203 23V24H202ZM204 23H205V25H204ZM130 26H129V25ZM133 24V25H132ZM136 24V25H135ZM156 24L158 25V26H160L159 28H161V29H158V27H155L156 26ZM182 24V25H181ZM1 25H2V27H1ZM5 27H4V26ZM13 27H12V26ZM123 25H124V27H123ZM132 25V26H131ZM154 28H152L151 26ZM200 25V26H199ZM21 26V27H20ZM134 26H136V27H138V28H134ZM145 26H147V27H145ZM148 26H150V28L148 27ZM203 26L205 27V28H203ZM26 27V28H25ZM165 27V28H164ZM179 28L180 27V29L181 30H179V29H177V28ZM185 29H184V28ZM15 28V29H14ZM17 28H18V30H17ZM23 28V29H22ZM28 28H29V30H28ZM143 28V30L141 31V29ZM168 28H170V29H168ZM176 28V29H175ZM182 28H183V30H185V32L182 30ZM5 31H4V30ZM10 29V30H9ZM22 29V31H20ZM125 29H127V30H125ZM134 29V30H133ZM148 29V31H145V30H147ZM195 29V30H194ZM124 30V31H123ZM139 30V31H138ZM158 30H160L159 31V33L157 32ZM162 30H166L165 32H163ZM168 30V31H167ZM205 30V31H204ZM25 31V32H24ZM28 31H31V33L33 34V36H32V34L30 33V32H28ZM123 31V32H122ZM151 31V32H150ZM181 31V32H180ZM199 31V32H198ZM11 32V31H10ZM12 32V33H13ZM21 32H23V33H25V35L23 34V33H21ZM141 32H142V35H141ZM149 32H150V34H149ZM161 32V33H160ZM167 32V33H166ZM171 32V33H170ZM195 32V34H193ZM27 33V34H26ZM121 33V34H120ZM146 33H148V34H146ZM9 34V33H8ZM11 34V33H10ZM16 34L18 35V36H16ZM24 36H22V35ZM31 34V35H30ZM123 34V35H122ZM129 34V35H128ZM153 34V35H152ZM155 34H157L158 36H156ZM160 34V35H159ZM164 34V35H163ZM183 34V35H182ZM197 34V35H196ZM1 35V34H0ZM2 35H1V37H2ZM149 35V36H148ZM167 37H166V36ZM186 37H185V36ZM6 36V35H5ZM16 36V37H15ZM142 36H143V38H142ZM153 36V37H152ZM161 36V37H160ZM170 36V37H169ZM172 36V37H171ZM189 36V37H188ZM12 37V38H13ZM20 37V38H19ZM21 37H23L22 38V40H20L21 39ZM128 37V38H127ZM131 37H133V39L131 38ZM140 37L142 38V39H140ZM154 37H156V38H154ZM157 37H158V39H157ZM165 37V38H164ZM182 37H184V38H182ZM13 38V39H14ZM25 38H28L27 40L25 39ZM137 38V39H136ZM149 38V39H148ZM154 38V39H153ZM163 38V39H162ZM179 38V39H178ZM170 39V40H169ZM186 39V40H185ZM25 42H24V41ZM139 41V42H137V41ZM146 40V41H145ZM149 40H151V41H149ZM154 40V41H153ZM157 40H159V42L157 41ZM182 40V41H181ZM21 41H22V43H21ZM129 42V44H131V45H129V44H127L126 42ZM145 43V44H143V42ZM156 41V42H155ZM168 41V42H167ZM179 41V42H178ZM193 43H192V42ZM262 41H264V40H260V41H257V42H255L254 44H253V50H252V54L255 56L254 57V61H256L257 59H256V56L259 58V57H264V42H262ZM38 44H37V43ZM131 42V43H130ZM172 42V43H171ZM183 42V43H182ZM24 43V44H23ZM132 43H133V45H132ZM149 43V44H148ZM152 45H151V44ZM156 43V44H155ZM159 43V44H158ZM168 43V44H167ZM34 44H36V45H34ZM137 44V45H136ZM143 44V45H142ZM257 44V45H256ZM128 45V46H127ZM145 45V46H144ZM148 47H147V46ZM152 46V48L153 49H155V50H152L151 49V47L150 46ZM165 45V46H164ZM171 46V48L169 47V46ZM136 46V47H135ZM142 46V47H141ZM154 46V47H153ZM172 46H174L173 48H172ZM258 46V47H257ZM119 47H121L120 49H119ZM137 47H141V48H143V49H147V50H145V51H143V49H139V48H137ZM261 47V48H260ZM169 48V51L171 50V52H168V50H166V49H168ZM183 48V49H182ZM255 48V49H254ZM259 48V49H258ZM133 49V50H132ZM135 49L137 50L136 52V54L134 53L135 52ZM138 49H139V51H143V52H139L138 51ZM178 49V50H177ZM261 49V50H260ZM150 50V51H149ZM152 50V51H151ZM163 50V51H162ZM172 50H175L176 51V53H174V54H172L173 52H175V51H172ZM182 50L184 51V52H182ZM258 52H257V51ZM129 51H130V53H129ZM132 51H134V52H132ZM154 51V52H153ZM157 51V52H156ZM256 51V52H255ZM261 51V52H260ZM127 52H128V54H127ZM138 52H139V55H142V56H139V57H137L138 56ZM132 53V54H131ZM148 53V54H147ZM152 53L154 54V55H152ZM155 53L157 54L158 53V55H155ZM167 53V54H166ZM261 53V54H260ZM127 54V55H126ZM134 54V55H133ZM146 54V55H145ZM161 54V55H160ZM169 54V55H168ZM186 54V55H185ZM195 54V55H194ZM144 55H145V57H144ZM152 55V56H151ZM165 55V56H164ZM170 57V55H172V57H168V56ZM178 55V56H177ZM180 55V56H179ZM183 55V56H182ZM188 55V56H187ZM259 55H261V56H259ZM155 56V57H154ZM158 56V57H157ZM161 56H163V57H161ZM185 56V57H184ZM129 57V58H128ZM155 59V61L154 60H152L151 61V59ZM179 57V59H177V58ZM182 57H184V59L182 58ZM192 57V58H191ZM141 58H142V60H141ZM146 58V61H144V59ZM175 58H176V60L179 62V63H177V61H175ZM133 59H135V60H133ZM137 59V60H136ZM159 59V60H158ZM173 59V60H172ZM193 59V60H192ZM203 59V60H202ZM262 59V61H264V58H261ZM133 60V61H132ZM150 60V61H149ZM186 60V61H185ZM198 60H199V62H198ZM122 61V62H121ZM129 61V62H128ZM142 63H141V62ZM172 61V62H171ZM181 61H182V63H181ZM204 61V62H203ZM257 61H260V62H262L261 60H257ZM201 62V63H200ZM130 63H132V64H130ZM178 64L176 67L175 66H173V70H172V65L173 64ZM186 63H187V65H186ZM203 63V64H202ZM5 64V65H4ZM1 63V65L3 66H1L0 65V67L1 68H3L2 70H5V67H8L9 68V70L11 71L12 70V68H17L18 69V67L20 66V68H24V69H27L28 71H26V73H25V75H21L20 73H22V71L21 72H18L19 73V75L17 76V75H15L14 76V78L11 80V81H9V82H7L6 84H5V86H1L0 87V94L1 93H3V94H1L0 95V101L2 100H4L5 99V104L3 103V104H1L0 106H2V105H4V106H2V107H4L2 110H3V114L5 113V114H8L9 112H7V111H9L10 109V107H12L13 105H15L16 104V100H17V102H19V103H21V104H18L19 106H24L25 104H27V106H29V105H32V106H35L34 107V109H32V106H29V107H25L24 106V108H29V109H27V110H29V117H27V119L29 120V121H31V123L32 124H37L38 123V125H37V127H38V129L40 130V131H42V132H38V133H43V134H47L48 135V133H49V130H50V134H51V136L49 137V135H48V137L46 136V135H44L43 136V138H45V146H41V148L39 147V146H37V148H40L41 149V151L42 150H44L43 152V154L41 153V155H39L41 158L40 159H42V163H43V166H44V170L46 169V171H45V173H47V176H51L50 178H53V177H57L56 179H57V181H59V180H61V182H62V180L65 182L67 179H68V182L69 181H71V182H69L70 183V186H73L72 184L74 183V190H73V188L71 187V189L73 190V193H75L76 192V194L77 193H79V195H80V192H77L76 191V185L75 184H77V187H80V185H81V183H83L84 184V181H85V184H86V186H89V184H91V185H93V183H94V180L93 179H95V184L93 185L94 186V188H93V190H99V191H101V193L103 194L104 193V197L106 198V195H107V198H106V200H105V211H109V212H111V213H113V211H114V213L115 214H120V216H119V214H118V219H119V217H120V219L119 220H117V221H121L119 224L121 225V226H119V224H118V227H120V228H118L119 230L120 229H122V230H120V232L122 233V235L124 236L125 235V233H126V235H125V237L126 238H129V237H131L132 239L133 238H135V236L137 235V238H135V240L137 239H141V238H150L151 237V234H152V236H154V229L156 228V226H159V224L163 221L164 222V217H162V215L160 214V212L157 210V207H156V205H155V203H154V201H152V200H150V198L149 197H147L144 193H143V191L142 190H140V187H138V185H136V184H134L132 181H131V178L128 176V174H127V172L125 171V169L122 167V165L118 162L117 164L115 163V161L111 158V156L109 155V153H107V149H105L104 148V150H106L105 152H103V154L100 152H98L97 153V151H95L96 153H94L93 151H94V149H93V146L91 145V148L89 149V148H87L86 149V147H90V144L91 143H89L88 144V142H89V140H88V138H87V133H86V131H85V127L82 125V119L81 118H78L77 119V116L76 117H71L70 116V114H68L69 113V111L67 110H65V108L63 107L64 106V104H66V103H68V99H67V96H68V98L70 99L71 98V96H73V94H71L72 92H71V90L69 89V88H67V86L68 85H66V83L65 82H63V80L61 79V77H59L58 75V72L56 73V75L58 76V78L60 79V81H62V83H60L59 85H57L55 82H53L51 79H50V77L48 76V75H46V79H45V73L43 74L42 72H40V74H42L41 75V79H40V77L39 78H37L38 77V70L37 69H35V67L33 66V64L32 65H30L31 63H27V64H22V65H19V63H18V65H17V67H16V63L15 64H11V63ZM121 64V65H122ZM129 64L130 65H132L133 67V70H134V72H135V74H137V75H134V72H133V70H132V68L130 67V69H129ZM142 64H144V66L142 65ZM161 64H164V65H161ZM181 64V65H180ZM194 64H196L195 66H194ZM199 64H202V65H199ZM204 64H205V66H207V67H205L204 66ZM8 65V66H7ZM13 65V66H12ZM120 64H119V66H121ZM166 65V66H165ZM180 65V66H179ZM189 65V66H188ZM10 66V67H9ZM12 66V67H11ZM26 66H28V67H26ZM30 66V67H29ZM32 66V67H31ZM142 66V68H140V67ZM168 66H170V67H168ZM201 66V67H200ZM156 67V68H155ZM163 67V68H162ZM165 67V68H164ZM179 67H181V68H179ZM199 67V68H198ZM0 68V69H1ZM8 68H6V69H8ZM30 68H33V69H30ZM162 68V69H161ZM171 69L170 70V72L168 71L169 69ZM177 68H178V70H177ZM195 68V69H194ZM200 68H202L201 70H200ZM204 68H206V69H204ZM35 69V70H34ZM139 69L141 70V72H138L139 71ZM150 69V70H149ZM164 69V70H163ZM2 70H0V71H2ZM125 70V71H124ZM126 70H128V71H126ZM142 70H144V72L142 71ZM155 70H157V71H155ZM177 70V71H176ZM189 70H191V71H189ZM193 70V71H192ZM252 69L251 68H249V72L247 73V75H246V77L245 78H247V80L249 79V80H252L253 78H251V75H249V74H252L253 72V70L251 71ZM25 71V70H24ZM24 71H23V74H24ZM30 71H33V72H31V74H30ZM35 71V72H34ZM38 71V72H37ZM54 71H56V70H54ZM123 71H124V73H123ZM132 71V72H131ZM153 71V72H152ZM165 71H166V73L168 72L169 73V75H168V73L166 74L165 73ZM205 71V72H204ZM214 71V72H213ZM29 74H28V73ZM125 72H127V73H129L131 76H133V77H131V76H127V74H125ZM150 72H152V73H150ZM160 72H161V74H160ZM178 72V73H177ZM187 72H189V73H187ZM207 72V73H206ZM210 72H213V73H210ZM4 73V72H3ZM32 73H36V75H34V74H32ZM150 73V74H149ZM155 73H156V75H155ZM160 75H159V74ZM196 75H195V74ZM203 73H205V74H203ZM30 75V76H32L33 78H34V80L32 79V80H30V78H32V77H29V78H27V76L28 75ZM125 74V75H124ZM128 74V75H129ZM158 74V75H157ZM170 74L173 76H170ZM189 74V75H188ZM201 74V75H200ZM203 74V75H202ZM217 74V75H216ZM1 75V74H0ZM20 75L22 76V77H20ZM209 75V76H208ZM213 75H215V80H210V79H213ZM23 76H25L26 77V79H29L30 81H27V80H25L24 78H23ZM35 76H36V79H35ZM123 76H125V77H123ZM159 78H158V77ZM18 77V78H17ZM127 77V78H126ZM155 77H157V78H155ZM171 77V78H170ZM185 77V78H184ZM201 77V78H200ZM203 77V78H202ZM204 77H206V78H204ZM211 77V78H210ZM219 77H221V78H219ZM17 78V79H16ZM22 78V79H21ZM44 78V79H43ZM126 78V79H125ZM140 78V79H139ZM162 80H161V79ZM190 78V79H189ZM209 78V79H208ZM218 78V79H217ZM18 79H19V81H20V79L22 80L21 82H20V84H16V86H15V82L16 83H19L18 82ZM23 79H24V82H23ZM48 79V80H47ZM50 79V80H49ZM169 79H171V81L169 80ZM183 79V80H182ZM17 80V81H16ZM35 80H36V83H35ZM39 80V81H38ZM40 80H41V82H40ZM45 82H44V81ZM139 80V81H138ZM157 80V81H156ZM161 80V81H160ZM199 80H201V81H199ZM25 81H27L26 83L27 84H25ZM149 81H151V82H149ZM186 81H187V84H186ZM189 81V82H188ZM199 81V82H198ZM207 81V82H206ZM209 81H211L210 83H208ZM216 81H218V82H216ZM221 81H222V83H221ZM34 82V83H33ZM40 82V83H39ZM47 82H49L50 84H48ZM137 82H139V83H137ZM154 82V84L152 85V83ZM202 82V83H201ZM205 82V83H204ZM21 83H24V85H25V89L23 88V84L21 85ZM42 83H43V85H42ZM54 83H55V85H54ZM86 83V82H85ZM123 83V84H124ZM151 83V84H150ZM190 83V84H189ZM195 83V84H194ZM197 83V84H196ZM200 83V84H199ZM205 85H204V84ZM217 83V84H216ZM222 85H221V84ZM39 84V85H38ZM89 83L87 82V84H85V85H88ZM90 84H93V85H91L90 87H93L94 86V88L96 87L95 86V83H91L90 82ZM89 84V85H90ZM130 84V85H129ZM136 86H135V85ZM139 84H141V85H143V86H141V85H139ZM164 86H163V85ZM168 84V85H167ZM201 84H203V85H201ZM210 84V86H208ZM213 84V85H212ZM219 84H220V86H219ZM10 85H12V86H10ZM30 85L32 86V87H30ZM45 85H47V86H45ZM49 85V86H48ZM53 87H52V86ZM56 85H57V92H56V90L54 89V88H56ZM65 85V86H64ZM146 85V86H145ZM160 89V91L159 90H157L158 88H156V86ZM189 85V86H188ZM224 85V86H223ZM14 86H15V88L16 87H18L17 89H15V90H13L14 89ZM33 86L35 87V88H33ZM39 86V87H38ZM43 86H44V88H43ZM55 86V87H54ZM64 87V88H59V87ZM140 86V87H139ZM173 86V87H172ZM187 86V87H186ZM191 86V87H190ZM193 86V87H192ZM207 86H208V88H207ZM223 86V87H222ZM23 89H22V88ZM89 87V86H88ZM136 87V88H135ZM151 87H153V88H151ZM31 88H33L32 90H31ZM52 88V89H51ZM86 88V90L87 91H89L88 93L86 92V97L88 96V95H90L89 93H91V96L92 97H90V100H93L94 98H93V96L95 95V94H103L104 95V92L103 91H100V93H98L99 91L98 90H96L95 89V91H93V89L94 88H87V87H85ZM147 88V89H146ZM184 88V89H183ZM189 88V89H188ZM192 88V89H191ZM205 88H207V89H205ZM213 88V89H212ZM214 88H216V92H215V89ZM3 89V90H2ZM28 89H30V90H28ZM35 89V90H34ZM41 89V90H40ZM47 89V90H46ZM67 89V90H66ZM69 89V90H68ZM131 89H135V90H133V91H131ZM142 89H144V90H146V91H144V90H142ZM171 89H173L172 91H170ZM187 89L190 91L189 93H187L188 91H187ZM209 89V90H208ZM211 89V90H210ZM217 89H220L219 91L217 90ZM13 90V91H12ZM18 90V91H17ZM22 90V91H21ZM27 91V96H29V98L27 97V96H24L26 93H25V91ZM38 90V91H37ZM50 90V91H49ZM149 90V91H148ZM167 90V91H166ZM180 90H182L181 92H180ZM193 90V91H192ZM5 91V92H4ZM9 91V92H8ZM21 91V92H20ZM31 91V92H30ZM45 93H44V92ZM48 91H49V93H48ZM60 91V92H59ZM148 91V93H146ZM151 91V92H150ZM153 91V92H152ZM159 91V92H158ZM214 91V92H213ZM18 92H19V94L20 95H18ZM39 92V93H38ZM56 92V93H55ZM59 92V93H58ZM64 92V93H63ZM68 92V93H67ZM69 92H70V94H71V96H70V94H69ZM135 92H137V91H135ZM155 92V93H154ZM163 92V94H161ZM184 92V93H183ZM192 92H194V93H192ZM198 92V93H197ZM207 92L209 93V94H207ZM8 93H10V94H8ZM16 93H17V97H14V95L16 96ZM25 93V94H24ZM30 93V94H29ZM51 93H53V94H51ZM57 93H58V95H59V97H57L58 95H57ZM62 93V94H61ZM125 93H121V94H125ZM186 93V94H185ZM197 93V94H196ZM7 94V95H6ZM13 94V95H12ZM24 94V95H23ZM88 94V95H87ZM93 94V95H92ZM101 94V95H102ZM147 94H150V95H147ZM154 94H156L157 95V97H158V99H157V97L156 96H154ZM170 94V95H169ZM179 94V95H178ZM189 94V95H188ZM199 94V96H195V95H198ZM205 94V95H204ZM215 94H217V95H215ZM9 95V96H8ZM12 95V96H11ZM34 95V96H33ZM36 95V96H35ZM55 95V96H54ZM61 95V96H60ZM65 95H66V97H65ZM106 95V94H105ZM152 95V98L150 97ZM181 95V96H180ZM208 95V96H207ZM209 95H210V97H209ZM20 96V97H19ZM39 96V97H38ZM46 96V97H45ZM96 96V95H95ZM98 96V95H97ZM97 96H96V98H95V100L96 99H98V100H100V98H101V101H103V102H105L106 101V97L104 98L105 99V101L102 99V96L100 97V98H97ZM123 96V97H122ZM142 96H143V98H142ZM183 96H185V98L183 97ZM201 96V97H200ZM214 96V97H213ZM215 96L217 97L216 99L217 100H215L214 98H215ZM8 97V98H7ZM53 97H55V98H53ZM65 97V98H64ZM180 97H183V99L182 98H180ZM187 97V98H186ZM208 97H209V99H208ZM213 97V98H212ZM253 97V98H252ZM254 97H257V98H254ZM262 97V98H261ZM34 98H40L39 99V101H38V99H34ZM50 98H52V99H54V100H52V99H50ZM59 98V99H58ZM61 98V99H60ZM73 99H74V97H72ZM93 98V99H92ZM137 98H139V99H137ZM211 98H212V100H211ZM247 98H248V100H247ZM258 98H260V99H258ZM6 99L8 100V101H6ZM31 99H33L34 100V102H33V100H31ZM49 101H48V100ZM65 101H63V100ZM88 98H86V100H87ZM137 99V100H136ZM144 99V100H143ZM149 99L151 100L150 102H149ZM152 99H153V101H152ZM220 99H222V100H220ZM245 99V100H244ZM257 100V102H256V100ZM10 100V101H9ZM44 100L46 101V102H48V104L46 103V102H44ZM56 100V101H55ZM61 100V101H60ZM67 100V101H66ZM89 100V99H88ZM89 100V101H90ZM123 100V99H122ZM121 100V101H122ZM130 100V101H129ZM146 100V101H145ZM179 100H180V103H179ZM195 100V101H194ZM202 102H201V101ZM219 100H220V102H219ZM247 100V101H246ZM26 101V102H25ZM28 101H30V102H28ZM37 101V102H36ZM53 101V102H52ZM63 101V102H62ZM75 101V100H74ZM88 101V102H89ZM143 101L145 102L144 104H142L143 103ZM185 101V102H184ZM208 101H211L212 103H213V105L210 103V104H207V103H209ZM222 101V102H221ZM249 101L251 102V107H252V109H251V107L249 108ZM262 101V103H259V102H261ZM7 102V103H6ZM49 102H50V104H49ZM57 102V103H56ZM61 102L63 103V105H61L60 106V104H61ZM98 102V101H97ZM103 102H101V103H103ZM115 102H116V104H115ZM120 102V103H119ZM129 102H132V104H134L135 105V109L133 108V110L134 111H132V109L130 110V109H128V112L126 113V111H127V108H128V104H130L129 105V107L130 106H132L131 105V103H129ZM142 102V103H141ZM181 102L183 103V104H181ZM9 103H11V104H9ZM14 103V104H13ZM35 103V104H34ZM37 103V104H36ZM55 103V104H54ZM89 103H92V102H89ZM101 103H100V105H99V102L98 103H94V104H92L93 106L94 105H96L95 107H97V106H99V107H101L102 105H101ZM118 103V104H117ZM171 103V104H170ZM218 103V104H217ZM220 103V104H219ZM221 103H222V105H221ZM244 103V105H241V104H243ZM254 103V104H253ZM29 104V105H28ZM40 104V105H39ZM43 104V105H42ZM53 104V105H52ZM141 106H140V105ZM150 104V105H149ZM196 104V105H195ZM200 104V105H199ZM206 104V105H205ZM218 106H217V105ZM260 104V105H259ZM37 105V106H36ZM48 105V106H47ZM54 105H55V107H54ZM116 105V106H115ZM133 105V106H134ZM193 105H195L196 106V108L195 107H193ZM198 105V106H197ZM216 105V106H215ZM262 105V106H261ZM55 108H53V107ZM138 106V107H137ZM140 106V107H139ZM170 106H173V107H170ZM177 107L178 108V110L176 111V108L175 107ZM182 106H183V109H182ZM207 106V107H206ZM209 106H210V108H209ZM215 106V107H214ZM223 106V107H222ZM224 106H225V108H224ZM242 106L243 107H245V108H242ZM5 107H6V111H5ZM8 107V108H7ZM31 107V108H30ZM65 107H66V105H65ZM170 107V109H168ZM190 107V108H189ZM217 107V108H216ZM220 107H222V108H220ZM43 109V111H42V109ZM45 108V109H44ZM50 108V109H49ZM67 108V107H66ZM79 108V112H80V114L83 116V117H86L85 116V113H84V111L80 108V107H78ZM98 108V107H97ZM141 108V109H140ZM153 108V109H152ZM171 108H175V109H171ZM216 108V109H215ZM9 109V110H8ZM39 109V110H38ZM41 109V110H40ZM61 109H64V110H62L61 111ZM166 109V110H165ZM197 109H199V110H197ZM209 109L211 110V111H209ZM222 109H223V112H222ZM225 109H227V110H225ZM251 110V111H249V110ZM32 110V111H31ZM35 110V111H34ZM38 110V111H37ZM49 110H50V112H49ZM53 110V111H52ZM118 110V111H119ZM139 110V111H138ZM165 110V111H164ZM197 110V111H196ZM206 110V111H205ZM219 110V111H218ZM37 111V112H36ZM40 111V112H39ZM49 113H48V112ZM113 111V112H112ZM129 111H131V112H129ZM149 111V112H148ZM171 111H172V113H171ZM180 111V112H179ZM217 111H218V113H217ZM245 111V113H243ZM247 111H248V113H247ZM35 112V113H34ZM68 112V113H67ZM101 112V113H100ZM122 112H123V115H122ZM166 112H167V114H166ZM221 114H220V113ZM250 112V113H249ZM32 113V114H31ZM56 113H58V115L56 114ZM60 113V114H59ZM63 113H64V115H63ZM66 113V114H65ZM124 113H126V114H128L127 116L124 114ZM170 113V114H169ZM179 113V114H178ZM181 113H184L183 115L181 114ZM188 113V114H187ZM211 113V114H210ZM214 113V114H213ZM47 114V115H46ZM51 114V115H50ZM53 114V115H52ZM98 114V115H97ZM120 114V115H119ZM151 114H152V116H151ZM167 116H166V115ZM168 114L169 115H171V116H173V117H168ZM177 114V115H176ZM209 114L211 115V116H209ZM213 114V115H212ZM227 114V115H226ZM251 114V115H250ZM253 114V115H252ZM61 115H63L62 117H64L65 115H66V117H64V118H62L61 117ZM105 115V116H104ZM143 115V116H142ZM162 115V116H161ZM164 115V116H163ZM180 115H182L181 117H180ZM185 115V116H184ZM206 115V116H205ZM222 115H223V117H222ZM245 115L247 116V115H250V116H252V118L251 117H249V116H247V117H245ZM32 116L34 117V118H32ZM40 116H42V117H40ZM57 116H60V117H57ZM100 116H102L101 118H98V117H100ZM116 116V117H115ZM137 116H139V118L137 117ZM142 116V117H141ZM144 116H145V118H144ZM146 116H147V122H146V124H145V126H144V124H143V122H141V121H144L145 119H146ZM177 116V117H176ZM183 116H184V119H183ZM186 116H187V118H189L188 120H189V123L187 122V123H185V125H184V121L187 119L186 118ZM213 116V117H212ZM217 117V119H216V117ZM224 116H225V118H224ZM49 117V118H48ZM51 117V118H50ZM67 117H68V119H67ZM103 117L105 118L104 120H103ZM113 119H115V120H113L114 122H113V125H112V118ZM115 117V118H114ZM158 117V118H157ZM168 117V118H167ZM195 117H197V118H195ZM244 117V118H243ZM39 118V119H38ZM53 118V119H52ZM56 118V119H55ZM59 118V119H58ZM75 118H76V120H75ZM106 118L108 119V121L106 120ZM119 118V119H118ZM126 118H128V119H130L131 121H133V123L134 122H141V123H139V124H134L135 125V129H136V126H137V129H140L142 126H144V127H142L141 129L142 130H144V131H142L141 129V132L142 133H140V135H139V139H137L136 137H134V131H136L134 128L133 129H130V126L133 124H130L131 122H129ZM177 118V119H176ZM200 118V119H199ZM209 118V119H208ZM212 118V119H211ZM213 118L214 119H216V120H213ZM220 118V119H219ZM34 119V120H33ZM38 119V120H37ZM49 119H50V122H49ZM67 119V120H66ZM71 119H73L72 121H71ZM124 119V120H123ZM143 119V120H142ZM157 119H161V122H162V120L163 119H166V121H167V119H170V120H168L169 122H170V124H171V126L170 125H168L169 124V122L168 123H166V121L165 120H163V124H161V122H159ZM173 119H175V121L173 120ZM204 119V120H203ZM225 119H227V120H225ZM231 119V120H230ZM246 119V120H245ZM249 119H251V120H249ZM33 120V121H32ZM43 120H44V123H42L43 122ZM51 120H53V121H51ZM63 120V121H62ZM66 120V121H65ZM180 120H182V122H183V125L181 124V126H182V129H181V127H179L178 125V127L175 125V124H178V122L179 123H181L180 122ZM208 120H211L212 121V123L213 122H215V121H217V122H215V123H213V127H212V123H211V125L209 124L210 122L208 121ZM233 120V121H232ZM249 120V121H248ZM25 121V120H24ZM35 121V122H34ZM65 121V122H64ZM70 121V122H69ZM101 121V120H100ZM105 121V122H104ZM109 122V121H111V122H109V124L111 123V127L113 128V130H117L116 131V133H118V134H116L113 130H110V132H111V134H108L109 133V130H108V132L106 133V132H102L104 129V131H107V129H106V126H107V122ZM119 121V122H118ZM174 121V122H173ZM194 121V122H193ZM228 121V122H227ZM248 121V122H247ZM254 123H253V122ZM49 124H48V123ZM52 122V123H51ZM55 122H57V124L55 123ZM60 122V123H59ZM77 122V124H75ZM81 122V123H80ZM121 122V123H120ZM130 124V126H129V124ZM150 122V123H149ZM167 124H165V123ZM222 122H223V124H222ZM232 122V123H231ZM250 122V123H249ZM58 123H59V125H58ZM62 123V124H61ZM63 123H64V125H68V126H64L63 125ZM101 123V122H100ZM105 123H106V125H105ZM172 123H173V125H172ZM205 123V124H204ZM219 123V124H218ZM46 124V125H45ZM79 124H81V125H79ZM109 124H108V126H109ZM118 124H121V126L120 125H118ZM124 124V125H123ZM227 125L226 126V128H227V130L225 131V129L226 128H223L221 125ZM231 124V125H230ZM234 124V125H233ZM43 125V126H42ZM53 125V126H52ZM56 125V126H55ZM57 125H58V127H57ZM73 125V126H72ZM134 125H132V127L134 126ZM164 125H166V127H164ZM186 125H187V127H186ZM189 125V126H188ZM203 125H205L204 127H203ZM229 125V126H228ZM233 125V126H232ZM249 125V126H248ZM42 126V127H41ZM50 126V127H49ZM52 126V127H51ZM60 126V127H59ZM75 126H78L77 128L75 127ZM168 126H169V128H170V130H171V132H169V130L167 131V129H169L168 128ZM197 128H196V127ZM232 126V128H229V127H231ZM43 127H48L47 128V130L48 131H46V129H45V131H44V128ZM73 127V128H72ZM80 127V128H79ZM111 127H109V128H111ZM114 127H116V128H114ZM118 127H119V129H118ZM131 127V128H132ZM160 129H159V128ZM172 127H176L177 129H178V131H174V128H172ZM184 127V128H183ZM186 127V128H185ZM192 129H191V128ZM195 127V128H194ZM200 127H202V129L200 128ZM208 127H212V129H210V128H208ZM251 127V128H250ZM53 128V129H52ZM60 128V129H59ZM64 128V129H63ZM80 130H79V129ZM84 128V129H83ZM92 128H93V126H92ZM104 128V129H103ZM120 128H122V129H120ZM145 128V129H144ZM154 128H156V129H154ZM172 128V129H171ZM175 128V129H176ZM204 128V129H203ZM206 128V129H205ZM220 128H221V131H220ZM74 129V130H73ZM101 129H103L102 131H101ZM130 129V130H129ZM165 131H164V130ZM181 129V130H180ZM184 129V130H183ZM185 129L187 130V131H185ZM192 131H190V130ZM217 129V130H216ZM63 130V132H61ZM70 130L72 131V132H70ZM76 130V131H75ZM82 130H84V131H82ZM123 130V131H122ZM125 130V131H124ZM156 130V131H155ZM162 130L166 133V135L168 136H164V134L162 133ZM195 130H196V132H195ZM38 131V130H37ZM37 131L36 130H34L33 131V134L35 135L36 133H37ZM54 131V132H53ZM55 131H57V132H55ZM66 131V135H63V134H65L64 132ZM68 131L70 132V133H68ZM78 131V132H77ZM82 131V132H81ZM114 133H113V132ZM129 131V132H128ZM131 131V132H130ZM151 132V133H149V132ZM153 131H154V134L155 135H153ZM159 131H160V133H162V134H160L159 133ZM179 131H180V133H179ZM183 131V132H182ZM199 131L201 132V133H199ZM207 131V132H206ZM210 131V132H209ZM214 131V132H213ZM216 131V132H215ZM233 131L234 133H231V132ZM32 132V131H31ZM36 132V133H35ZM53 132V133H52ZM75 132V133H74ZM84 132V133H83ZM148 132V133H147ZM198 132V135L196 136V133ZM218 132V133H217ZM226 132V133H225ZM37 133V134H38ZM63 133V134H62ZM68 133V134H67ZM72 133L74 134V135H72ZM78 133V134H77ZM121 133V134H120ZM125 135H124V134ZM128 133V134H127ZM148 134L149 136H146V134L145 135H142V134ZM170 133H173V134H171L170 135ZM177 133V134H176ZM183 133H185V134H183ZM190 135H189V134ZM211 133H214V134H211ZM224 135H223V134ZM58 134V135H57ZM61 134H62V136H61ZM71 134V135H70ZM77 134V135H76ZM82 134V135H81ZM85 134V135H84ZM108 134V135H107ZM158 134V135H157ZM175 134V135H174ZM193 134V135H192ZM218 134H221V136L220 135H218ZM230 134H231V136L233 137L232 139H231V137H230ZM55 135L57 136V137H55ZM131 135V136H130ZM170 135V136H169ZM172 135H174V136H172ZM181 135V136H180ZM185 135V136H184ZM201 135V136H200ZM211 135V136H210ZM60 136V137H59ZM66 136H67V138H66ZM73 138H72V137ZM81 136H84V137H81ZM142 136V137H141ZM144 136H146V137H144ZM155 136H156V138H155ZM177 136V137H176ZM194 136V137H193ZM211 138H210V137ZM214 136V137H213ZM236 136V137H235ZM65 137V138H64ZM75 137H77V138H75ZM113 139H112V138ZM148 137V138H147ZM161 137H163L162 138V140L165 138V142H168V144L167 143H165L164 141H163V143H162V140H161ZM170 137H171V139H170ZM175 139H174V138ZM200 137V138H199ZM206 137V138H205ZM229 137H230V140H233V141H229ZM235 137V138H234ZM46 138H49V139H46ZM56 138V139H55ZM62 140V142H61V140ZM102 137L100 136V140L101 141H103V142H105L104 140H103V138L101 139ZM130 138V139H129ZM143 138H144V140H143ZM169 138V139H168ZM199 138V139H198ZM207 138H208V140H207ZM219 138V139H218ZM52 139V140H51ZM59 139V140H58ZM63 139H64V141H63ZM71 139V140H70ZM120 139V140H119ZM128 139V140H127ZM132 139V140H131ZM158 139V140H157ZM160 139V140H159ZM211 139V140H210ZM212 139H213V142H212ZM216 139V140H215ZM226 139V140H225ZM235 139H237L236 141L239 143L238 145H236V144H234V140ZM238 139H241V140H238ZM48 140V141H47ZM74 140V141H73ZM85 140H87V141H85ZM122 140V141H121ZM123 140H124V142H123ZM131 140V141H130ZM146 140H148L147 142L149 143L150 142V146H151V142L152 141H154V142H152V143H155V141H156V143H157V141H159L158 143H159V145H158V143L157 144H154V145H152L151 146V148H150V146H149V144H147L148 145V147H146V148H144L143 146H144V144L143 143H146ZM177 140V141H176ZM185 140V141H184ZM198 140H199V142H198ZM243 140V141H244ZM60 141V142H59ZM67 141L69 142V144L67 145ZM70 141H71V143H70ZM127 143H126V142ZM140 141H141V144H140ZM195 141V142H194ZM204 141V142H203ZM211 141V142H210ZM217 141V142H216ZM220 141V142H219ZM223 141V143L221 144V142ZM225 141V142H224ZM227 141V142H226ZM235 141V142H236ZM33 142V141H32ZM49 142V143H48ZM54 142V143H53ZM82 142V145H85V146H82L80 143ZM130 142V143H129ZM143 142V143H142ZM190 142V143H189ZM209 142V143H208ZM218 143V144H216V143ZM232 142H233V144H232ZM58 143V144H57ZM63 143V144H62ZM66 143V144H65ZM77 143V144H76ZM85 143V144H84ZM122 143V144H121ZM185 143V144H184ZM214 145H213V144ZM229 143V144H228ZM79 144V145H78ZM125 144H126V146H127V144L128 145H130L129 147H128V149L129 148H131V146H132V151L129 149V151L131 152H129L128 153V150H127V148H126V146H125ZM143 144V145H142ZM194 144H195V147H194ZM197 144V145H196ZM204 144V145H203ZM219 144H221V145H219ZM65 145H67L66 147H65ZM74 145H76V146H74ZM104 145H107L106 143L104 144ZM156 145V146H155ZM158 145V146H157ZM167 145V146H166ZM181 145V146H180ZM203 147H202V146ZM223 145V146H222ZM226 145H227V147H226ZM50 146H51V149H50ZM69 146V147H68ZM81 146V147H80ZM125 146V147H124ZM146 146V145H145ZM159 146H161L162 148H160ZM185 146V147H184ZM188 146H189V148H188ZM218 146V147H217ZM221 146V147H220ZM239 146V147H238ZM49 147V148H48ZM61 147H63V149L61 148ZM118 147V148H117ZM120 147V148H119ZM124 147V148H123ZM155 147V148H154ZM173 147V148H172ZM205 147H208V149H206ZM213 147V148H212ZM215 147V148H214ZM238 147V148H237ZM37 148H35V150H37ZM47 148V149H46ZM55 148V149H54ZM61 148V149H60ZM75 152L76 150V152L75 153H72V152H69V150H71V149ZM126 148V149H125ZM144 148V149H143ZM159 149V151L157 150V149ZM166 148V149H165ZM179 148V149H178ZM188 148V149H187ZM201 148V149H200ZM209 148H211V149H209ZM217 148V149H216ZM236 148V149H235ZM58 151H57V150ZM80 149V150H79ZM82 149V150H81ZM85 149H86V153H85ZM91 149H93L92 151H91ZM124 149V150H123ZM145 149H150L149 150V152L150 153H148L147 154V152H148V150H146V152H144V150ZM169 149H170V151H169ZM191 149V150H190ZM196 149V150H195ZM224 149V150H223ZM231 149H232V151L233 152H231ZM33 150V149H32ZM39 150V149H38ZM52 150H54V151H52ZM84 150V151H83ZM103 150V151H104ZM138 150V153L136 154V151ZM177 150V151H176ZM199 150V151H198ZM206 150H208V154L206 153L207 151ZM214 150H215V152H214ZM231 152V153H229V151ZM237 150V151H236ZM239 150V151H238ZM49 151H52V152H48ZM66 151V152H65ZM79 151V152H78ZM83 151V152H82ZM135 151V152H134ZM179 151V152H178ZM184 151H186V152H184ZM202 151L203 152H205V153H202ZM220 153H219V152ZM226 152V153H221V152ZM33 152V151H32ZM61 152H64V153H61ZM77 152H78V154H77ZM122 152H123V154H122ZM161 152V153H160ZM163 152H164V155H163ZM168 152V153H167ZM211 152V153H210ZM237 152V153H236ZM46 153H48V154H46ZM55 155H54V154ZM69 153V154H68ZM70 153H72V155L70 154ZM87 153H89L88 155H87ZM125 153V154H124ZM128 153V154H127ZM184 154V155H182V154ZM193 153H195V154H193ZM217 153V154H216ZM228 153V154H227ZM80 154V155H79ZM108 154V155H107ZM129 154H130V156H132V157H130L129 156ZM132 154V155H131ZM153 154H155V153H153ZM157 154V153H156ZM198 155L197 156V158H194L195 157V155ZM215 154V155H214ZM218 154H220V155H218ZM225 154V155H224ZM33 155V154H32ZM45 156V157H43V156ZM47 155L49 156V158H50V160L48 161V162H46L47 161V159H49L48 157H47ZM52 155V156H51ZM68 157H73V155H75L74 156V158L75 159H71V160H68L67 158V156ZM82 155V156H81ZM92 155V156H91ZM194 155V156H193ZM203 155V156H202ZM209 155V156H208ZM223 155V156H222ZM228 155V156H227ZM80 156H81V158H80ZM84 156V157H83ZM143 156V155H142ZM142 156H141V160L143 159V160H146V162H148V160L147 159H145V158H142ZM146 156V157H147ZM166 156V157H165ZM168 156V157H167ZM184 156H186V157H184ZM188 156H189V158H188ZM215 156V157H214ZM225 156H226V158H225ZM234 156L236 157V158H234ZM79 157V158H78ZM94 157V158H93ZM102 157V158H101ZM125 157V158H124ZM149 157V156H148ZM153 157H156L155 155L153 156ZM218 158L219 157V159H216L215 160V158ZM232 157V158H231ZM56 158H58L59 159V161H56L55 159ZM137 158H139L138 156L136 157V161L138 160ZM166 158V159H165ZM186 158H187V160H186ZM193 158H194V160H193ZM209 158V159H208ZM229 158V159H228ZM233 158L235 159V161L233 160ZM70 159V158H69ZM79 159V160H78ZM124 159V160H123ZM156 159H157V157H156ZM174 159H176V160H174ZM207 159V160H206ZM223 160V162H222V160ZM225 159V160H224ZM31 163L33 162V161H31L32 159H28ZM94 160V161H93ZM100 160V161H99ZM128 160V159H127ZM140 160V159H139ZM140 160V161H141ZM143 160H142V162H143ZM201 160H205L206 162H201ZM217 160H218V162H217ZM230 160H232V161H230ZM67 161H71L73 164H71V167L72 168H74V169H72L71 167V170H70V168H69V166L70 165H68V164H70V162H67ZM78 161V162H77ZM97 161L101 164V166H100V164L99 163H97ZM151 161V162H150ZM155 161V160H154ZM167 161H168V164H167ZM193 161V162H192ZM197 161V162H196ZM49 162H50V166L48 165L49 164ZM66 162V163H65ZM75 162V163H74ZM104 162V163H103ZM134 163H135V161H133ZM132 162V163H133ZM196 162V163H195ZM219 163V164H217V163ZM224 162H227V163H224ZM236 164H235V163ZM59 163V164H58ZM79 163V164H78ZM99 165H97V164ZM131 163V164H132ZM137 163V162H136ZM139 163V162H138ZM151 163V164H150ZM173 163V164H172ZM182 163H184V164H182ZM188 163V164H187ZM200 163V164H199ZM202 163L204 164L203 165V168H202ZM207 163V164H206ZM211 163H212V165H211ZM215 163H216V166H215ZM222 163V164H221ZM229 163V164H228ZM233 163H234V165H233ZM81 164L84 166L85 164L87 165V167H86V165L84 166V167H82L81 166ZM90 164V165H89ZM95 164V165H94ZM130 164V163H129ZM141 164V163H140ZM170 164V165H169ZM183 166H182V165ZM192 164V165H191ZM197 164H199V165H201V166H199L198 165V168H195L196 167V165ZM221 164V165H220ZM223 164H226V165H223ZM228 164V165H227ZM54 165H60V166H54ZM67 165V166H66ZM118 165H120V166H118ZM158 165V164H157ZM165 165L167 166V168H165ZM186 165H187V167H186ZM211 165V166H210ZM214 165V166H213ZM233 165V166H232ZM49 166V167H48ZM53 166V167H52ZM75 166V167H74ZM91 166H95V167H91ZM210 166V168L209 169H211V170H209L208 169V167ZM221 166V167H220ZM224 166H225V169H224ZM48 169H47V168ZM57 167V168H56ZM60 167V168H59ZM98 167V168H97ZM108 167V168H107ZM178 167V168H177ZM230 167L232 168L233 167V169H234V173H233V169L232 170H230ZM51 168V169H50ZM62 168V170L60 171V169ZM77 170H76V169ZM80 169V171H79V169ZM96 168H97V170H96ZM101 168H104V170H106V173H105V171L103 170V169H101ZM123 168V169H122ZM160 168H162L163 170H161V172L158 170V169H160ZM170 168V169H169ZM203 170V172H201L202 174H203V177H205L204 176V174H206V177H208L207 179H206V177H205V179L204 178H201V176H202V174L201 173H199L198 171H200L201 169ZM219 168V169H218ZM227 168L229 169V171L227 170ZM67 169V170H66ZM68 169H69V171H68ZM82 169H84V170H86L87 171V173L89 172V174L87 175V173L86 172H84V170H82ZM166 169V170H165ZM190 169V170H189ZM199 169V170H198ZM213 169V170H212ZM53 170L55 171V173L53 172ZM57 170V171H56ZM73 170V171H72ZM184 170V171H183ZM196 170H198L197 172H196ZM79 171V172H78ZM104 171V172H103ZM173 171V172H172ZM187 171V172H186ZM209 171V172H208ZM212 171V172H211ZM242 172H244L243 170H241ZM76 172V173H75ZM90 172H91V174H90ZM126 172V173H125ZM217 172V173H216ZM233 174H232V173ZM42 173H44V172H42ZM78 173V174H77ZM86 173V174H85ZM94 173V174H93ZM98 173V174H97ZM101 173V174H100ZM183 173H184V176H183ZM187 173V174H186ZM196 173V174H195ZM211 173V174H210ZM214 173V174H213ZM82 174V175H81ZM84 174V175H83ZM103 174V175H102ZM123 174V175H122ZM186 174V175H185ZM197 174H200L201 176H199V175H197ZM233 176H232V175ZM45 175V174H44ZM56 175V176H55ZM68 175V176H67ZM80 175L82 176V178H80ZM91 177H90V176ZM105 175V176H104ZM192 175V176H191ZM209 175V176H208ZM211 175V176H210ZM212 175H213V178H212ZM59 176V177H58ZM70 176V177H69ZM83 176H85V178L83 177ZM95 176V177H94ZM104 176V177H103ZM123 176V177H122ZM126 176H127V178L129 179L130 178V182L131 183H133L132 185H130V186H132V188L131 187H129L128 185H127V188L126 189H128V191H129V194H128V196L127 195H125V194H127L128 193V191L125 189V185L123 186V187H121V188H119V186H122L124 183L125 184H129V181L126 179ZM190 176V177H189ZM236 176H234V177H236ZM61 177V178H60ZM75 177H76V179H75ZM78 177V178H77ZM87 177V178H86ZM88 177H90V178H92V180H91V182H89V179H88ZM172 177V178H171ZM185 177V178H184ZM211 177V178H210ZM216 177V178H215ZM238 177V176H237ZM58 178H60L59 180H58ZM63 178V179H62ZM67 178V179H66ZM73 179V180H71V179ZM189 178H190V180H189ZM195 179V180H193V179ZM65 179V180H64ZM81 181H80V180ZM82 179H83V182H82ZM84 179H86V180H84ZM98 179L101 181H98ZM123 179L126 181V182H124V183H122L123 182ZM176 179V180H175ZM191 179H192V181H193V186L195 185V188L192 186L191 187V185H192V181H191ZM199 179V180H198ZM204 179V180H203ZM209 179H211V180H209ZM213 179V180H212ZM215 179H217V180H215ZM122 180V181H121ZM197 180V181H196ZM236 180H237V178H236ZM236 180H235V178H234V181L236 182ZM117 181V182H116ZM128 181V182H127ZM180 181V182H179ZM182 181V182H181ZM190 181V182H189ZM210 181H212V182H210ZM219 181V182H218ZM60 182V181H59ZM64 182H62V183H56V188L58 187V185H60V188H57V191L53 188V190H55L54 192H53V190H52V192H51V194L50 195H52V196H54V197H56L54 200H59V198L61 199V196L63 195L62 193H65L68 197H69V195L70 194H73V193H70V194H67L68 192H70V190L68 191V189L69 188H65V190H61V185L63 186V183ZM68 182H67V184H68ZM73 182V183H72ZM106 182H108V183H106ZM194 182H196V183H194ZM215 182H217V183H215ZM223 182V183H222ZM66 183V182H65ZM65 183H64V187H68V185L67 186H65ZM72 183V184H71ZM79 183V184H78ZM103 183V184H102ZM171 183V184H170ZM187 183V184H186ZM190 183V184H189ZM198 183V184H197ZM204 183V184H203ZM209 183V184H208ZM233 183V182H232ZM82 184V185H83ZM85 184L83 185V186H81L80 188H82V187H84L85 186ZM116 184V185H115ZM170 184V185H169ZM212 184H214V185H212ZM219 184H220V186H219ZM245 184H246V181H245V178H241L240 179V182H239V186L242 188V187H244L245 186ZM91 185H90V187H91ZM209 185V186H208ZM114 186H117L118 188H116V187H114ZM189 186L191 187V188H189ZM213 186V187H212ZM103 187H105L104 189H103ZM113 187V188H112ZM189 189H188V188ZM97 188V189H96ZM100 188V189H99ZM115 188V190H114V192H113V189ZM135 188V189H134ZM217 188V189H218ZM61 190V191H59V190ZM62 189H63V187H62ZM78 189V188H77ZM121 189H125L126 191L125 192H127V193H123L124 192V190H122V191H119V190H121ZM139 189V190H138ZM191 189V190H190ZM194 189V190H193ZM245 189H247V188H245ZM66 190H67V192H66ZM71 190V191H72ZM79 190V189H78ZM103 190V191H102ZM116 190H118V191H116ZM134 190V191H133ZM182 190V191H183ZM80 191V190H79ZM105 191V192H104ZM249 191V190H248ZM247 191V192H248ZM59 192V193H58ZM60 192H62V193H60ZM113 192V193H112ZM107 193V194H106ZM118 193V194H117ZM262 193H264V191H262ZM111 194V195H110ZM57 195L59 196V195H61L60 197H57ZM82 195V194H81ZM109 195V196H108ZM246 195V194H245ZM51 196V197H52ZM72 196V195H71ZM75 196H78V194L77 195H75ZM120 196H121V198H120ZM129 198V201H128V199L126 198ZM53 197V198H54ZM62 197H64V198H62V199H64V202H66V196H62ZM66 197V198H65ZM52 198V199H53ZM113 198V199H112ZM66 199V200H65ZM119 199H121V200H123V201H125V203L126 202H129V203H126V205H125V207L123 206L125 203L122 201L121 202V200H119ZM131 199V200H130ZM132 199H134L133 200V202H132V204H131V201H132ZM136 199H137V202H136ZM54 200H52L53 202H52V204H54L55 203V201ZM119 200V201H118ZM139 200V201H138ZM38 201V200H37ZM37 201H34V203H30V205H28V204H25V205H23L24 207H26L27 205L28 206H32L33 207V209H32V207H26V208H24L23 209V206H21V211H20V213H21V216H22V218H21V220L23 221H26V222H28V221H30V219L31 218H34V217H36V218H34L36 221L38 220L39 221V219H41L39 222H42V220L44 221V220H47L46 218H49L50 219V217H49V215L51 216V217H53V218H51V219H53V220H56L55 222H57V223H59V222H61V220H63V222H61L60 224H61V226H63V227H61V228H65L67 225H66V221L67 222H69V223H71V220L73 221V219H70V218H75V219H77L76 217H78V219H80V221H82V219H84V221H85V218H86V216H87V219L88 220H90V218L92 219V217H93V219L91 220V221H94L95 219V217L92 215V214H90L89 213V216H90V218H88L89 216H88V214H86L87 213V211H86V209H84V211H77L78 209H76L77 208V206H76V208H75V211H74V213H73V211L72 210H74L73 209V207L71 208V215H73L72 217L70 216V218L69 217H67L66 216V218L67 219H70V220H67L66 218H64L65 217V213L63 212V210L66 208V210H68L67 209V207H65V206H63L62 204V202H63V200H62V204L59 206V204H54V207L55 206H59L60 208H59V210L61 211V208H63V207H65V208H63V210L61 211V212H59V210H58V207L56 208H54L53 207V205L52 204H50V205H42L40 202H38L39 203V209H38V206H37ZM114 201V202H113ZM59 202H60V200H59ZM140 202V203H139ZM109 203V204H108ZM124 203V204H123ZM65 204V203H64ZM99 204V203H98ZM113 204V205H112ZM120 204L122 205L121 207H120ZM128 204V205H127ZM139 204H141V206H139ZM100 205V204H99ZM109 205H111V206H109ZM117 206L116 208H113V207H115V206ZM137 206V207H141V208H137L136 207V209L138 210V211H141L140 212V215L138 214V211L137 210H135V207L134 206ZM42 206V207H41ZM73 206H75V205H73ZM113 206V207H112ZM133 206V207H132ZM41 207V208H40ZM47 207V208H46ZM53 207V208H52ZM70 207V206H69ZM108 207V209L109 210H107L106 208ZM110 207V208H109ZM127 207V208H126ZM28 208H30V209H28ZM46 209V213H44V210ZM78 208H79V206H78ZM111 208H113V210L111 209ZM117 208H119L120 210H118ZM156 208V209H155ZM48 209V210H47ZM54 209H56V211L54 210ZM79 209H83V207H81V208H79ZM118 211V213L117 212H115L116 210ZM121 209H124V210H121ZM140 209V210H139ZM31 210V211H30ZM33 210V211H32ZM34 210H36V211H34ZM127 210V211H126ZM29 211V212H28ZM39 211L40 212H42V213H39ZM48 211V212H47ZM86 211V212H85ZM126 211V212H125ZM137 211V212H136ZM144 211V212H143ZM32 212V213H31ZM52 212V213H51ZM57 212H59V214L57 213ZM66 212V211H65ZM69 214H70V211H67ZM77 212V213H76ZM79 212H82V214L84 215V217H82L83 215H80V213ZM123 212V213H122ZM41 215V217L38 215ZM55 213V214H54ZM60 213H61V215L63 216H61L60 215ZM67 213V214H68ZM127 213V214H126ZM137 213V214H136ZM38 215V216H35V215ZM45 214V215H44ZM47 214H48V216H47ZM52 214V215H51ZM124 214V215H123ZM54 215V216H53ZM56 215V216H55ZM60 215V216H59ZM76 215V216H75ZM92 215V216H91ZM132 215V216H131ZM145 216V218L143 217V216ZM23 216H24V218H23ZM46 216V217H45ZM57 216L59 217V218H57ZM123 216V217H122ZM138 216V217H137ZM140 216H142V219H141V217ZM38 217V218H37ZM45 217V219H43ZM117 217V216H116ZM121 217L123 218V219H121ZM137 217V218H136ZM148 217V218H147ZM29 218V219H28ZM64 218V219H63ZM28 219V220H27ZM34 219H31V221H33V222H36ZM48 219V220H49ZM50 219V220H51ZM59 219V220H58ZM65 219H66V221H65ZM77 219V220H78ZM138 219V220H137ZM140 219H141V221H140ZM149 219V220H148ZM163 219V220H162ZM59 222H58V221ZM124 220V221H123ZM126 220V221H125ZM143 220V221H142ZM160 220V221H159ZM30 221V222H31ZM37 221V222H38ZM79 221V220H78ZM77 221V222H78ZM79 221V222H80ZM87 221V220H86ZM132 221V222H131ZM140 222V225H139V223L138 222ZM157 221V222H156ZM33 222H31V224H33ZM44 222H46V221H44ZM123 222V223H122ZM131 222V223H130ZM138 223V225L137 226H135L137 223ZM143 222V224H141ZM145 222V223H144ZM146 222H148V223H146ZM152 222V223H151ZM25 223V222H24ZM63 223L65 224V225H63ZM73 223H74V221H73ZM136 223V224H135ZM153 223H154V225H153ZM157 223H159V224H157ZM28 224H29V222H28ZM31 224H29V226L31 225ZM68 224V223H67ZM150 224V225H149ZM142 225H145V226H142ZM134 226V227H133ZM138 226H139V228H140V231L138 230L139 228H138ZM140 226H142V228L140 227ZM150 226V227H149ZM143 227H145V228H143ZM131 229V230H130ZM135 231H134V230ZM142 229V230H141ZM148 229H149V231H148ZM124 230V231H123ZM128 230H130V231H128ZM132 231V232H131ZM129 232H130V234H129ZM133 232H135V235H134V233ZM138 232V233H137ZM140 232V233H139ZM141 232H143V234L141 233ZM127 234H128V236H127ZM142 234V235H141ZM148 234V235H147ZM133 235H134V237H133ZM146 235V236H145ZM143 236V237H142ZM149 236V237H148ZM138 237H140V238H138Z\"/></svg>",
	"mask_w": 264,
	"mask_h": 264
},
{
	"label": "clouds",
	"instance_id": "9594fccd",
	"mask_svg": "<svg viewBox=\"0 0 264 264\" xmlns=\"http://www.w3.org/2000/svg\"><path fill=\"white\" fill-rule=\"evenodd\" d=\"M260 40H264V0H245L244 7L230 6L212 13L206 31L196 38L194 44L196 55L203 58L226 84L221 95L235 122L238 136L245 134L240 101L245 96L264 93V68L255 69L252 80L245 78L254 63L253 44ZM262 147L264 144H257L254 140L248 144L249 151ZM73 242L78 243L74 236ZM56 243L64 257V247L60 242Z\"/></svg>",
	"mask_w": 264,
	"mask_h": 264
}]
</instances>
